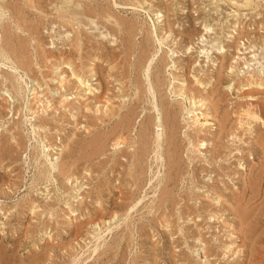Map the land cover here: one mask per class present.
<instances>
[{
	"label": "rangeland",
	"instance_id": "rangeland-1",
	"mask_svg": "<svg viewBox=\"0 0 264 264\" xmlns=\"http://www.w3.org/2000/svg\"><path fill=\"white\" fill-rule=\"evenodd\" d=\"M126 1H127V3H126ZM129 1H131L132 3ZM129 1L128 0H76V1L75 0H65V1L64 0H41L39 2V0H32L29 2L28 0H0V57L5 55V57L7 58V59L5 57L0 58V88H2V90L5 91L6 94L9 95L10 109H12V106L15 105L13 107V109H15V110H13V109L10 110L9 108H4L2 115L0 116L1 122L3 123V126H0V167H1L0 168V208L2 209V210L0 209L1 210L0 211V221H1L0 222V260L2 259L0 261V264H7V263L8 264H73L72 261H74V260H72V259L77 254H78L77 255L78 260H76V262L78 261L80 264H199V263L204 264V262L200 258V256H196L197 252L195 251V249L197 247H199V245H201V247H199L201 250L203 248L202 245L205 244L208 247L210 245L209 249L212 248V251H214V253L212 255H210V257H208V259L210 261H213L214 259H216V255H217V254L216 255H214V254L218 253V252H215V250L217 251V249H214L211 246V244H213V246H214L221 241L226 242L227 240H226V238H224V236L226 237L225 232L227 231V228L230 229L229 227H226V224H227V226L229 224H233V225L237 224L235 222V220L232 219L234 217V215L229 211V206H227L228 204H230L229 203L230 199H229V196L226 194H227V191H229L230 194L234 193L235 190L238 193L241 192V190L243 188L244 181L245 180L247 181V178L249 175V169L251 166L256 164L255 165L256 166L255 172L257 171L258 166H259L258 162H260V160H261L260 158L262 155V147L263 146L262 147L259 146L256 142L257 141L256 139L259 135L264 134V126L256 125L258 122L257 123L255 122L256 124L254 122H252L253 124L251 123L252 124L251 127L258 129V130H256V132L261 131L262 134H260L258 132L257 133L259 135L256 132H252L251 134L246 133V130L248 129V127H247V125L244 126L245 123H243V126H241V128L237 124L235 126V123L238 122V120L236 119L237 115L233 112L235 109L234 108L232 109V107H235L236 105H234V104H236V103L237 104L241 103V104H243V106L241 107L240 111H242L243 109L247 108V106H246L247 103L248 104L251 103V104H253V106L250 105L251 108L250 107L249 108L254 109L257 112H259L261 110L262 115H263V116L262 115L261 116L264 118V112H263L264 111V108H263L264 107L263 106L264 105V100H263L264 99V93H263L264 89H263V87L252 85L251 87L253 89L255 88L257 91L263 90V92L260 91L261 93H259V94L256 93L257 95L255 93H253L254 96L252 98H250V100H249V97H242V98L236 97V95H235V93H236L235 78H234L233 74L228 72V70H229V64L232 61L233 56H237L236 46H238L237 48H239V47L242 48L243 46H245L242 49H240L241 52L243 53V54H241V56L242 57L243 56L248 57L250 54V53L248 54V51L250 50L249 46L253 45L255 43L254 48H256L257 45L262 43V40L264 38L263 37L264 36V31H263V29H264V0H257V1L253 0L254 1L253 6H255L257 4L256 2H258V4H257L258 7H256L257 9L254 8V11L251 9H250L251 11L250 10H237L236 9L234 14L233 13L229 14V12H231L234 9L231 8V5L228 2H225L223 4H213L212 5L211 0H207V1L206 0L205 1H203V0H182L181 2H180V0H176V1L171 0V2H170V0H167V1L166 0H159V1L158 0H144L145 3L143 5H138L143 0H141V1L140 0L139 1L129 0ZM168 1L171 3V6H170V3ZM186 1H188V2H186ZM193 1H194V3H193ZM200 1H203V2H200ZM33 2H35V3L32 4ZM199 2L201 3L200 5H199ZM204 2L205 3L208 2V4L204 5ZM159 3H161V4H159ZM162 3L165 5H166V3H168L169 5L167 4V6H166L167 8H166L165 5H163ZM178 3H180L181 6ZM41 4H42V7L39 6ZM62 4H64V5H62ZM71 4H72V6H71ZM75 4L78 6L76 7ZM136 4L139 7L140 6H142V7L139 8V7L135 6L137 9L136 8L133 9V6ZM150 4H151V7H149ZM157 5H158V7H157ZM215 5L216 6L218 5L217 7H219L221 5V7L216 8ZM182 6H184L186 9L184 8L185 10L184 9L179 10V8H182ZM213 6H214V8H213ZM53 7H54V9L52 10L51 8H53ZM55 7L57 10L55 9ZM170 7L172 8V10ZM84 8H87L86 10H88L89 12H87ZM149 8L151 9V11L152 10L153 11L151 12ZM64 9H67V12L72 11L73 13L63 14V16H62L60 14L61 12L59 13V11L64 10ZM76 9H78V10H76ZM164 9H166V10L168 9V11L169 10L170 11L168 12ZM177 9H178V11H177ZM101 10H103V11H101ZM57 11H58V14H57ZM106 11L110 14L109 16L106 15L107 14ZM156 11H159V12L162 11L161 13L164 14L163 17L167 16L166 17L167 19L164 18V20L166 22L163 21L160 24H157L156 20L154 22L152 21L155 19V17H154V19H151V17L154 16V13ZM102 12H104V13H102ZM170 12H171V14H170ZM257 12H259V13H257ZM50 13H51V15H50ZM53 13H56V14H53ZM79 13L81 15L83 14L85 16H83V15L81 16ZM165 13H167V14H165ZM70 14L73 16V19H71L72 16ZM190 14H192V15H190ZM235 14H239V15H236V17H235ZM245 14H246V16H245ZM198 15L199 16L201 15L200 16L201 18ZM225 15H227L226 16L227 19H226ZM60 16L63 18L64 21L62 20V18ZM89 16L94 18L93 20L97 22L98 31H99V29H102V28H103L102 29L103 31H104V29L105 30L107 29V31H104V33L106 32L109 34L108 36H106L107 37V38H105L106 40L101 39L98 34L96 36H94L96 34V32L98 33V31H96V30L91 31V30H89V28H87L88 26H86V22H87L86 18H90ZM104 16H105V18H104ZM173 16H175V18ZM202 16H204V17H202ZM64 17H66V18L69 17L70 19L69 18L64 19ZM191 17H192V19H196V20H191ZM252 17H254V18H252ZM111 18L115 19V21L117 22L118 25L116 24V22L114 23ZM117 18H118V20H117ZM119 18L120 19L122 18V19L120 20ZM124 18L128 19L130 22H128V20L125 21L126 19H124ZM199 18H200V20H198ZM207 18L209 19V22L207 21L208 20ZM235 18H237L238 21L235 22ZM110 19L112 21H110ZM67 20H71V21L75 20L76 22L72 21V23H71V21L69 22ZM77 20H78V22H77ZM215 20H216V22H215ZM50 21H52V22H50ZM119 21H121V22L119 23ZM193 21H194V23H192ZM205 21L207 24L209 23L212 26L211 30H210V33H211L210 36L207 34L206 37H207L208 41H211V40L217 38V40L215 39L216 40L215 42L223 41L222 40L223 38H221V36H222L221 30L222 29H225V28L227 29V27L229 25H232L234 23H236V25H237L240 22L239 27H238L239 28L238 31L241 30L240 32H242L243 34L239 33V35H235L236 39L235 38L228 39V40H231L229 42H228V40L223 41L224 42L223 43L224 48H226L227 46H228V48L225 49V53H224L225 55L222 57V59H221L220 55H217L214 53L211 54V56L209 57L210 59L202 57L198 54L199 48H201L203 46L205 47V45H206V41H204V43H199L200 38L198 37L199 33H202V34H203V32L205 33V31L203 30V25H204ZM212 21L215 23H213ZM103 22H104V24H103ZM134 22H135L136 26L134 25ZM15 23H16V25H15ZM60 23H62V24L60 25ZM74 23L77 25L79 24V25L78 26L77 25H75V26L70 25V24H74ZM121 23H123V24H121ZM164 23H166V24H164ZM222 23L223 24L226 23V24L222 25ZM250 23H252V24L250 25ZM55 24H57V25H55ZM63 24L66 25L65 29H68L67 31L64 29ZM167 24H170L173 31H175V32L181 31L180 32L181 34L183 32V34H182L183 36L177 35V38H175L176 36L173 33L174 35H171L168 37V39L161 41V44H159V46H158L157 40H158V38H160L159 34L163 35V33L165 32V29L167 28ZM129 25H131V26L129 27ZM21 26L22 27L24 26V28H26V29L22 28ZM51 26L53 28L55 26H58L57 27L58 29L55 27L54 29H57V30H54ZM61 26H62L63 31L60 29ZM70 26H71V28H72V26L74 28L76 27L75 30L71 29ZM104 26H107V27L105 28ZM45 27H47V28H45ZM261 27H263V28H261ZM154 28H156L157 30ZM46 29L48 30V32ZM78 29H80L81 31ZM126 29L128 31H126ZM194 29H196V30H194ZM102 30H100V31H102ZM110 30L113 33H111ZM76 31L77 32L79 31L80 35H78L79 33H77ZM129 32L131 33V35ZM185 32H186V34L191 32L190 33L191 36L189 39L186 37L187 35L184 34ZM70 33H71V35H70ZM214 33L216 36L213 35ZM244 33H248V35H245ZM60 34H62L63 36ZM67 34L71 37L69 38V36ZM72 34H74V35L72 36ZM262 34H263V36H262ZM52 35H53V37H52ZM77 35H78V37H77ZM217 35L220 37H217ZM50 36H51V39H50ZM208 36H209V38H208ZM66 37H68V38H66ZM75 37L77 39L80 38V39H78L79 41L77 39H75L76 40L75 41L74 40ZM54 38L57 39V42L52 41V40L56 41ZM71 38H73V40ZM173 38H175V39H173ZM63 39H64V41H63ZM69 39L72 40L73 42L70 41ZM184 39H186L187 42ZM253 39L256 41H254ZM66 40H67V42H65ZM175 40H176V42L178 41V43H176ZM190 40L193 43L188 42ZM239 40H241V41H239ZM250 40L253 42V44ZM61 41H63V42H61ZM236 41L238 43H236ZM70 42H72V43H70ZM75 42H76V44H75ZM77 42H81V43H77ZM51 43H53L54 45L52 46ZM186 43L188 44V46ZM201 44L203 46H201ZM79 46H81V47L79 48ZM189 46L192 47L190 51H189V49H187ZM15 47L17 48V51H16ZM19 47H21L22 51L20 50ZM61 47H62V49H61ZM84 47H85V49H84ZM49 48H52V49H49ZM244 48H246V49L244 50ZM43 49H45V50H43ZM48 49H49V52H48ZM53 49H54V52H53ZM66 49H69V50H66ZM76 49H78V51ZM169 49L176 52V54L177 53L179 54V55L177 54V57H175L173 59L174 61L177 59V61H175L177 66L179 65L181 67L183 65V69L186 68L187 71H188V69H190L189 70L190 74H191V75L189 74V76H191L190 78L193 79L192 74L193 75L197 74V77L200 78L201 80H204V83L206 84L204 92L205 93L208 92L207 95L209 94L208 96L210 97L209 98L210 103L208 100V104H210V105L207 106V109H205L204 111L202 110L203 114H200V112H198L199 114L196 115L199 117L200 121H203L204 120L203 118H206V117H207L206 119H209V122L205 125L206 127L205 126L200 127L197 125L193 127L191 124H190L191 126H189V124L186 125V123L184 121H182V117H181L182 112H181V109L179 108V105L177 103L172 102V101H175L172 94L169 91V88H170L169 82L172 81V80H170L169 73L172 71L168 72V70H167V68H168L167 65L171 64L170 58L168 57V55L170 54ZM176 49H177V51H176ZM13 50H15L16 52ZM197 50H198V52H197ZM76 51L79 53H77ZM228 51H229V53H228ZM22 52L25 55L22 56ZM45 52H47V53H45ZM55 52H56V54H55ZM180 52H182V53H180ZM39 53H41L44 57L42 55H40ZM44 53H45L46 57L50 56L48 58H50L51 60H53L54 58L57 59L59 57V55H61V57H65L66 59H71V58L73 59L76 55L73 62H75L74 64L77 65L79 70H80V64L87 66L89 61L92 60V62H94V64H95L96 71H97L96 77L99 80V82H101V86H103L100 88L101 92L105 93V94H103L105 97L109 94L108 96L110 97V100L111 99L113 100V101L112 100L110 101L112 105L111 106L109 105V109L107 110L108 114H106L104 112L105 107L103 108V106H100L101 109H99L100 111L97 112L96 109L98 108V104H96L94 101H92L93 100L92 94L89 95V97H91L92 100L89 98L88 100L84 101L82 99H84L85 97L81 98L82 97V95L80 94L81 92H79V94H78V90H76L75 88L74 89L71 88L72 85H70V87L68 85H65L64 87L62 86V88L59 89V91L61 92V94L62 93H68L69 100L65 103V104H67V107L64 106V107L59 108V109L55 108L56 110L51 108V111L50 110L48 111V113H49L48 116H45L44 112H43L44 115L41 114L42 113L41 111L38 112L39 115L37 113H35L36 116L35 115L29 116L27 114V111L25 108V106L27 104V89L25 91L22 89L23 87H21L22 86L21 82L24 84V88H25L26 84H28V85L30 84V77L32 78V76H34V79L35 80L39 79L38 80L39 83H42V86H44V84H46V83H48V85L51 84L48 81L50 78L56 79L58 77L57 75H54L53 70H52L53 67L56 66V64L52 66V61L46 62ZM6 54H7V56H6ZM38 54H39V57H38ZM62 54H64V55H62ZM69 54L70 55L74 54V55L73 56L71 55L72 56L71 57ZM110 55L111 56L113 55L116 58L115 62H117L119 65L117 69H114V70L112 69V71L118 75H115L113 72H111V70H109L110 66L115 63V62H113V63H111V65L109 64L110 58H114L113 56L111 57ZM19 56H21V57H19ZM80 56H84V57H80ZM8 57H9V59H8ZM15 57H17V58H15ZM77 57L83 62H81L79 59H76ZM94 57H95V59H93ZM19 58H21V59H19ZM23 58L25 60H23ZM102 58H104V59H102ZM120 58H122V59H120ZM1 59H4V60H1ZM83 59H85V60H83ZM36 60H41L44 64L41 61H36ZM95 60H98V61H95ZM101 60H103V61H101ZM149 60L151 62H149ZM199 60H200V62H199ZM30 61H31V63H29ZM181 61H182V63H181ZM201 61H204V63ZM212 61H214V63L216 61L215 65H212ZM60 62H61V60H60ZM125 62H126V65H125ZM141 62H142V64H140ZM143 62H144V64H143ZM186 62H188V63H186ZM241 62L242 61H240V63ZM25 63H27V64L29 63L28 64L29 66ZM163 63L166 64L165 65L166 68H165ZM23 64H25V67ZM96 64H98L99 66H97ZM187 64H189V65L186 66ZM120 65L122 67L127 66L126 68H124L126 71H124V69L119 68ZM222 65H224V66H222ZM58 66H60L59 70L62 72L61 73L62 75L64 73L65 76H67V75L69 76V74H70L69 70L70 69L65 68V66L62 64H60ZM193 66L196 68V69L194 68V70H196L195 72L192 69ZM147 67H148V69H147ZM99 68H101V69L99 70ZM48 69H50V70H48ZM118 69H120V70H118ZM218 69H220V73H219ZM127 71H128V73H127ZM45 72H48L47 74L50 77L49 76L47 77ZM122 72H124V73L126 72V73L122 74ZM202 73H203V75H202ZM35 74H37V75H35ZM42 74H45V76H43ZM98 74L100 77L98 76ZM155 74H158V75H155ZM180 74L181 73H178L177 75H180ZM218 74H219V76H218ZM41 75H42V78H44V79L41 78ZM109 75H112V77H114V78L116 77V81H114V79ZM121 75L122 76L126 75V77H127V78H124V80H123L125 83H127L125 86V89H124V90H127V93H124V95H126V96H120L121 99H119L120 97L117 95L118 94L120 95L121 92H120V90L117 91L116 88L119 86L117 79H119V77L121 78ZM145 75H148V79L150 80L151 83H153L152 84L153 88L151 86V89L154 92V97H155L154 99L152 97H150L151 94H149L147 92L146 88H148V87H147V80L145 79V77H146ZM204 75H207V76L204 77ZM208 75H209L210 79H209ZM220 75H221V77H220ZM15 76L18 77L19 80L21 81L18 89H17V87L14 88L12 86L15 84V79H14ZM39 76H40V78H39ZM101 76H103V77H101ZM232 76L234 78L233 81L231 79ZM10 77H11V79H10ZM45 77H46V79H45ZM108 77H111V78H108ZM156 77H157L156 80H159V81L155 80ZM202 77H203V79H202ZM67 78L68 77H66V79ZM101 78H102V81H101ZM213 78H214V81H213ZM34 79H33V81H34L33 84L36 85V83H35L36 81ZM179 79H180L179 81L181 82L182 78L180 77ZM218 79H220V81ZM11 80H12V82H11ZM45 80L47 81L46 83H45ZM106 80H107V82H106ZM108 80H109V82H108ZM161 80L163 82H161ZM217 81H219V82H217ZM157 82H159V83H157ZM206 82H208L209 84ZM183 83H185V81ZM230 83L234 84L232 86L231 91H229V89L227 87V85ZM91 84H92V87H98L95 81H92ZM102 84H105V85H102ZM162 84H164V85L162 86ZM216 84L220 85V86H216ZM16 85H14V86H16ZM113 85H115L116 87L114 88ZM36 86H38V84ZM45 86H44L45 89L43 91H41V89H43V88L38 87L39 95L40 94L43 95L45 93V91H47L46 90L47 88ZM104 86H105V88H104ZM157 86H159V87H157ZM141 87L143 88V90L141 89ZM64 88H65L66 92H63ZM214 88L215 89L217 88V89L215 90L214 94L211 95V91H212L211 89H214ZM257 88H259V89H257ZM75 90H76V92H74ZM112 90H114V91H112ZM18 91L21 95H19ZM40 92H43V94ZM139 92H142V94ZM74 93H76V94H74ZM225 93H227V94H225ZM140 96H142L141 97L142 99L140 98ZM163 96H164V98L166 97L165 100H164ZM116 97H117V99H115ZM44 98H45V94H44ZM122 98H124L123 102H122ZM213 98H215L216 100ZM220 99H221V101H220ZM256 99H258V101ZM70 100H71V102H69ZM117 100H120V101H117ZM218 100H219V102H218ZM226 100H228V102ZM241 100H242V102H241ZM161 101H163V102H161ZM34 102L35 101H33V100L31 101L32 104ZM86 102H87V104H86ZM165 102H167V103H165ZM213 102H214V104H215V102L219 103L218 104L219 106L221 105V103H223L222 104L223 106L221 105L220 106L221 108L218 106V109H217V113L218 112L219 113L218 114L216 113V114L219 117L221 115H223L225 112H229V114L232 112L230 115H228V113H227V119H228L227 127L230 125L231 127L229 126L228 128H231L235 132V134L240 133L237 135H239V137L241 136V138H240L241 140L237 139L238 140V142H237L236 139L232 140L231 136L226 137L225 135H222V137L219 138L221 140L216 139V137L218 136L217 131H219V128H218V124L216 122H214L215 120H213V117L211 115L212 113L214 115V111H211L212 110L211 107H212ZM83 103L85 105H81ZM94 103H95V105H94ZM117 103H119V104H117ZM170 103H173V104H170ZM71 104L73 106H71ZM121 104H122V107H120V108H122V109H120L118 106H116V105L121 106ZM134 104H136V105H134ZM170 105H172V107H173V105H175V106L172 108L173 109L172 111H169L168 114L170 115V117H171V114H173V116H174V114H176L175 116L178 117L176 120L175 116H174V119H175L174 123L176 125H173V126L176 129L173 127L175 129V130L172 129L173 132H171L172 130H170L169 122L166 119L167 117L164 116L167 114V111H166V110H168L167 106H170ZM16 107L20 110L16 111V109H17ZM34 107L36 108L37 104H35ZM88 107H89V109H88ZM111 107H112V109H111ZM132 107L133 108L136 107V108L133 109ZM209 107L211 109H209ZM253 107H255V108H253ZM84 108H85V110H84ZM229 108H231L232 111L229 110ZM257 108H258V110H257ZM69 109H70V111H69ZM86 109H87V111H86ZM110 109H111V112H109ZM208 109H209V111H206ZM52 110H54V111H52ZM173 111H175V113ZM13 112H14V114H13ZM125 112H128V113H125ZM206 112H208V113L210 112V114H207ZM111 116H113V117H111ZM148 116L150 117V119ZM152 116L156 117V118H158V117L161 118L162 121L165 122L164 124L167 125V126L166 125H164V126L166 128L169 127L168 129H166L167 130L166 136H167L168 132L173 133L172 135L170 133H168V136H167L168 141H165L166 143L164 141H163L164 143L162 142V147L164 149L161 147L162 148L161 153L163 154L162 157L164 158V162H165V163L162 162V164H160L157 161H156L157 162L156 163L153 160V155H152L153 153L151 151L153 149V147H155V145H154L155 139L153 138L154 126H152L153 125V121H152L153 117ZM202 116H203V118H202ZM1 117H3V118H1ZM120 118L123 119V123H122V120ZM119 119L121 122L119 121ZM126 119H128V120H126ZM40 120H42V121L40 122ZM43 120H44V122L46 120V123H44ZM30 121L32 122V124L35 123L36 124V125L34 124L35 126H37V124H39V123H40L39 125H41V123H42L43 124V126H41L42 129L40 127H37V128H35V131H33L32 127L29 125ZM126 121H129V123ZM146 121H149V122H146ZM231 121H232V124L235 126L234 129H233L234 126L231 124ZM144 122H146L145 125H142V124H144ZM124 123H125V125H124ZM147 123H148V126H147ZM140 125L143 126L142 129L146 128V131L148 130V132L146 133L145 130L143 129L142 136H141V133H139V131L142 130ZM115 126H117V127H115ZM124 126H125V128H123ZM127 126L129 128V130H128ZM213 126H215V127H213ZM15 127L18 129L14 130ZM114 127H115V129H113L114 133L112 131H111L112 132L111 133L110 130H112V128H114ZM186 127H188V128H186ZM242 127H244V129H242ZM116 128H117V130H116ZM126 128H127V130L124 131V129H126ZM209 128H211V129H209ZM191 129L197 133V136L199 138L202 137V139H204L205 141L207 140L206 143H207L208 147L203 148L202 149L203 151L201 150L202 153L204 152L203 157H202V158H204V161H203V159H202V161H197V159H195L194 161H189L190 164H188L189 163L188 158H190V157L192 158L193 155L191 153L189 154V152L186 153L185 149H187L190 146H189V144H187L188 139L185 136H187V137L190 136L191 138L188 137L189 139L195 138L192 135V134H194V132ZM216 129H217V131H216ZM9 130H11V131H9ZM17 130H18V132H17ZM14 131L17 132L16 135L18 137V141L19 140L21 141L19 147L15 146L13 143V140H12V134ZM87 131H89V132H87ZM121 131H124L125 134H127L128 133L127 131H129V133L127 134L128 141L129 142H131L132 140L133 141L131 143H129L130 145L128 144V145L122 146L120 148H116L118 150V151H116V149L111 147L112 146L111 144L113 141V137L116 135V133H119ZM241 131H244V132L241 133ZM99 133H100V135H97ZM109 134H110V136H109ZM146 134H148V135H146ZM242 134H244V135H242ZM129 135L132 139L129 137ZM138 135H139V137H142V140L140 138H138ZM145 135H146V137H145ZM147 136H149V137H147ZM213 136H214V138H213ZM20 138H22V139H20ZM100 138L101 139L105 138V140L102 139V141H104V142H102L100 140ZM145 138L146 139L149 138L147 140L148 141L150 140V142L148 143L147 140H145ZM215 140H217V141H215ZM95 141L97 144L95 143ZM139 141L142 144H140ZM169 141H172L173 143L170 144ZM210 141H212L214 143L217 142L218 145H221L220 146V151H221L220 153H223L222 156L219 153L218 158L215 157L214 161L209 156L210 150L212 151V148H210V146H211ZM43 142L45 145L47 144V147L50 148L49 155L51 154L50 157L52 158V161H50L48 159V158H50L49 156L45 157L44 155L42 156V154H41V150H42L41 144ZM98 143H99V145H98ZM147 143H148V145L150 144L149 147H148ZM168 143H169V146L167 147L166 144L168 145ZM88 144H90V145H88ZM93 144H95V145H93ZM132 144H134L133 147H132ZM173 144L175 145L174 148H173V146H174ZM96 145H98V146L96 147ZM100 145H101V147H100ZM140 145H142L141 148L139 147ZM129 146H130V148H129ZM136 146H138L139 148ZM143 146H144V148L148 147V149L147 148H146L147 150L143 149ZM170 146H172V147H170ZM99 147L101 148V150H99L100 149ZM93 148H95L98 151H96ZM131 148H132V150L135 149V151L134 150L132 151ZM221 148L224 151H222ZM232 148L236 149L235 152H237V155H234L235 152ZM137 149L138 150L140 149L139 151H141V153L144 152L145 155H144V153L138 154L139 151H136ZM172 149L174 151H177V153H178V154L175 153L178 156V157H176V155H175V157H176L175 159L178 158L176 164L171 163L168 160L170 153H174V151H171ZM230 149L232 152L230 151ZM240 149H241V151H240ZM143 150H145V151H143ZM148 150H149V152H148ZM166 150L167 151L170 150V152H167ZM228 150L231 152L230 155H228L229 154ZM162 151H164V152H162ZM188 151H190V150H188ZM226 151H227V154H226ZM114 152H116V153H114ZM259 152H261V153H259ZM98 153H100V154H98ZM92 154H93V156H92ZM239 155L240 156L243 155L242 156L243 158L238 157ZM145 156L147 157V159ZM205 156H206V158L209 157V158H207L208 160H210V158H211L212 160H210V161L212 163L210 161H207ZM55 157L57 158V160ZM135 157H137V158H135ZM198 157H201V156H198ZM126 158H128V159H126ZM132 160H136L137 163H136V161H132ZM101 161H103V162H101ZM243 162H244V164H243ZM167 163H169V164L167 165ZM137 164H138L139 168L137 167ZM157 164H159V165H157ZM172 164H173V166H171ZM239 164H241L244 167L239 166ZM129 166H131V168ZM140 166H141V168H140ZM155 166H157V167H155ZM61 167H63V168H61ZM162 167H165V168H162ZM173 167H174V169H173ZM42 168H45L44 170H45V173H47V174L49 171V175L45 174V176H46L45 179H42V175H40L43 172ZM46 168H47V170H46ZM128 168H130L132 170H130ZM134 168H136V169L134 170ZM142 168H143V170H142ZM127 169H128V172H126ZM168 169H170L171 173L169 171H167ZM171 169L173 172L171 171ZM40 170L42 172H40ZM59 171H61V172H59ZM133 171L136 172V175ZM39 172H40V174H39ZM137 172H139L138 175H137ZM167 174H169V175H167ZM130 175L132 177H134V179L133 178L131 179ZM172 175L173 176L175 175L174 178ZM138 176H140V177H138ZM155 176H157V177H155ZM73 177H77L78 180H81L80 184H82V190H81L82 193L80 194V196L83 195L82 196L83 200L81 199L82 203L80 202V199H79L78 202H73V203H71L72 205H67V204H65L66 200L67 199H73L72 195H71L72 193H74L73 192V188H74L73 186L75 184V181L71 182V179ZM116 177H118V178H116ZM136 177H137V179L140 178L138 182H137ZM167 177H169L170 180ZM175 177H177L178 179L175 180ZM40 179H42V180H40ZM115 179H117V180H115ZM156 179H157V181H156ZM207 179H210V180H208V182H206ZM134 180H135V183H133ZM263 180H262V182H263ZM216 181H218V182L216 183ZM123 182H125V184H123ZM166 182L168 183V185ZM189 182H191V183H189ZM212 182H214V183H212ZM119 183H120V185H119ZM155 183L157 185H155ZM174 183H175V185H174ZM208 183L209 184H218L220 187H222V185H224L227 188V191L222 196L223 199L225 198L224 200L226 202L224 201L223 205L221 206V209H220L221 212H219L220 210L216 212L217 216L214 219V222L210 223V225H212L214 228L212 226H209L208 223L205 222L206 220H204V217H203L204 213L202 214L201 217H202L203 222L200 221L197 224V226L199 228H201L203 231V232L201 231L203 234H202V239L200 238L201 239V242H200V241L196 240V235L194 236L193 233H191V232H193L192 230L195 231V226L190 224L194 227L193 228L192 226L185 224L184 222H181V221L183 219H186V218H184L185 214L186 215L189 214L190 217L195 215V213H192L194 211L193 207L195 205L201 206L202 203H204L202 205H205V203H206V205L209 204V202L211 200V196L209 198V197H207L206 194L210 195V191H209V193H208V191H207V193L205 192L204 193L205 195L200 194L201 191H204L206 189V186H210ZM12 184H14V185H12ZM171 184H173V186ZM10 185H12V186H10ZM138 185L140 186L139 187L140 189L138 188L139 190L138 189L134 190V188H137ZM142 187H143V189H142ZM124 188H126V189L124 190ZM153 188H156V189H153ZM38 189L40 191H43L42 197H41V195H39L38 192H40V191H37ZM46 189H48V190L46 191ZM121 190H122V192H121ZM165 190H171L169 195H167V196H166V194L163 195L164 194L163 192ZM135 192H137V193H135ZM119 193H123V194L120 195ZM224 195H225V197H224ZM135 197L137 198V202H136ZM204 197H206V198H204ZM117 198L119 200H117ZM120 198H122V199H120ZM131 198H132V201H131ZM138 199L139 200L141 199L140 203H139ZM153 199L156 201H154ZM75 200L76 199H74V201ZM152 200H153V202H151ZM26 201H27V203H25ZM30 201L31 202L36 201L37 203L36 202L35 203L38 206L41 205V206H39L40 208L39 207L36 208L37 212H35V213H37V214L34 213L35 215L29 209L30 205L28 202H30ZM96 201H97V203H96ZM116 201H117V203H116ZM134 201L136 202V206L132 211H129V214H127L128 211H126L127 213H125V210H124L125 208L122 210L120 209V207L122 208V206L125 207V206H128V204H131V203L133 204ZM152 203L155 205L154 208H153ZM159 203H161V204L158 205ZM150 205H152V206H150ZM68 206H70L72 209H74L76 211V213L74 211L75 215H71V213H68L69 212ZM144 206L147 208H145ZM148 206H150V208ZM158 206H160L159 210L157 208ZM209 206L211 207V205H209ZM63 207H66V208H63ZM117 207H119V208H117ZM26 208H28V209H26ZM44 208H45V210H44ZM162 208H165L164 209L165 212H163L164 210ZM187 208H190L191 210L187 211ZM52 209L53 210L55 209V210L53 211ZM65 209H66L67 213L65 212ZM110 209H112V210H110ZM148 209H151V210H149L150 212L146 211ZM214 209H212V211ZM224 209H225V211L223 212ZM115 210H116V212H114ZM62 211H64V212H62ZM169 211L171 212V214H172L171 216L173 217L172 218L170 216L171 220L169 219L170 221H172L171 227H169V229H167L168 227L161 228L160 225H158L159 219L161 216L160 214H164V213H167ZM177 211H178V213H177ZM41 212H44L46 217ZM47 212H48V214H47ZM118 212H120V213H118ZM246 212H247V215L245 213V218H247L248 214H249L248 213L249 211H246ZM39 213H41L42 215L40 216ZM115 213H117L116 216H118V218L114 221L115 224L111 223V225H109L110 227L104 226L101 218L108 219L110 216H113ZM2 214H4V215H2ZM6 214H8V215H6ZM52 214H53V217H52ZM5 215H6V217H8V219H6ZM67 215H69V216H67ZM182 215H183V219H181V220L179 219V221H178V217L182 216ZM65 216H66V218H65ZM101 216H105V217H101ZM219 216H221V217L219 218ZM70 217H72V219ZM95 217H96V219H95ZM193 219H197V218H193ZM41 220H42V223H41ZM224 220H225V223H224ZM72 221H73V223H71ZM90 221H92V223L93 222L97 223L99 221L100 229H97V228H94V230L92 228L90 229L89 224H88ZM85 222H87V224ZM218 223L222 226H223V224H221V223H224V226L220 227V225ZM181 224H183V225L181 226ZM67 225H69V226H67ZM187 225L190 227V228H188V230H187ZM206 225H208V226H206ZM178 226L179 227L181 226V228L183 227L182 231L179 230ZM184 226L186 228H184ZM207 227H209V228H207ZM237 227H238V224L236 225V228ZM104 228L106 230H104ZM218 228H219V230L216 231V229H218ZM223 228H225V229H223ZM44 229H46V231H45L46 237H44V235H43V237L39 238V235H40L39 230L44 231ZM35 230L36 231L38 230V231L36 232ZM92 230L94 232L95 231L96 232L93 233ZM208 231H210V232H208ZM97 232L101 233L100 234L101 236L97 240L88 236V234L92 233L91 235H93V234H96ZM212 234H215L216 239H214L215 237ZM35 236H38V237H35ZM191 236H193V238ZM211 236H213V237H211ZM36 238H38L37 241H36ZM212 238H213V240H216V241L212 242L213 241ZM193 239L195 240V243H194ZM33 241H34V243H33ZM196 241L198 244L196 243ZM206 242L208 244H206ZM246 242H250V241H246ZM250 243H247L246 248H245L246 250L242 251V252L239 251L237 253V250L235 252V251H233L235 249L230 248V251H233V254H235L236 256L233 254L229 255L230 259H229V257H228V259L224 258L223 259L224 261H223V260H221V257H222V255H221L220 259L217 258L215 260L216 262L213 261L214 263H212V264H223V263L226 264V262H227V264H246V261H248V258L250 257V248H251ZM93 248H96V249H94L95 251L92 252L91 249H93ZM200 249H199V251H200ZM246 251H248V252H246ZM210 253L211 252H209L208 255ZM241 253H243V254H241ZM218 259H219V261H218ZM235 259H239V260H235ZM199 260H201V261H199ZM220 260H221V263H220ZM225 260H226V262H225ZM234 261L237 263H234ZM208 264H211V263L209 262Z\"/></svg>",
	"mask_w": 264,
	"mask_h": 264
},
{
	"label": "bare ground",
	"instance_id": "bare-ground-1",
	"mask_svg": "<svg viewBox=\"0 0 264 264\" xmlns=\"http://www.w3.org/2000/svg\"><path fill=\"white\" fill-rule=\"evenodd\" d=\"M29 2L30 1H32V0H28ZM41 0H39V2H40ZM65 1V0H64ZM76 1V0H75ZM129 1V0H128ZM133 1V0H132ZM137 1H139V0H137ZM141 1V0H140ZM159 1V0H158ZM167 1V0H166ZM176 1V0H175ZM182 0H180V2H181ZM203 1H205V0H203ZM203 1H200V2H203ZM207 1V0H206ZM212 1V5L213 4H223V3H225V2H228L230 5H231V8L232 9H234V10H232L231 12H229V14L230 13H233L234 14V12H235V10L237 9V10H253L254 11V8H256V7H258V2H256L255 4V6H253L254 5V1L253 0H211ZM255 1H257V0H255ZM61 2V1H60ZM69 2V1H68ZM129 2H131V1H129ZM136 2V1H135ZM148 2V1H147ZM162 2V1H161ZM169 2V1H168ZM170 2H171V0H170ZM169 2V3H170ZM184 2V1H183ZM186 2H188V1H186ZM199 2V5L201 4ZM35 2H33L32 4H34ZM63 3V2H62ZM70 3V2H69ZM126 3H127V1H126ZM132 3V2H131ZM145 3V1L143 0V1H141L138 5H143ZM193 3H194V1H193ZM197 3V2H196ZM26 4V3H25ZM59 4V3H58ZM77 4V3H76ZM75 4V5H76ZM135 4V3H134ZM159 4H161V3H159ZM163 4V3H162ZM167 4L168 3H166V5L165 4H163V5H165V7L167 6ZM174 4V3H173ZM180 6H181V4L180 3H178ZM206 4H208V2L207 3H205L204 2V5H206ZM37 5V4H36ZM62 5H64V4H62ZM66 5V4H65ZM137 4L136 5H132L133 6V9H135L136 7L135 6H137V7H139ZM146 5V4H145ZM169 5V4H168ZM184 5V4H183ZM187 5V4H186ZM195 5V4H194ZM226 5V4H225ZM32 6V5H31ZM35 6V5H34ZM39 6H41L42 7V4L41 5H39ZM44 6V5H43ZM54 6V5H53ZM71 6H72V4H71ZM74 6V5H73ZM78 5H76V7H77ZM149 6V5H148ZM170 6H171V3H170ZM179 6V7H180ZM189 6V5H188ZM191 6V5H190ZM197 6V5H196ZM216 6V5H215ZM218 6V5H217ZM216 6V8H220L221 7V5L219 6V7H217ZM65 7V6H64ZM140 7H142V6H140ZM139 7V8H140ZM149 7H151V4H150V6ZM157 7H158V5H157ZM156 7V8H157ZM160 7V6H159ZM174 7V6H173ZM187 7V6H186ZM201 7V6H200ZM211 7V6H210ZM252 7V8H251ZM15 8V7H14ZM23 8V7H22ZM35 8V7H34ZM39 8V7H38ZM145 8V7H144ZM155 8V9H156ZM167 8V7H166ZM171 8V7H170ZM185 7L184 6H182V8H179V10L181 9V10H183ZM192 8V7H191ZM213 8H214V6H213ZM45 9V8H44ZM52 10L54 9V7L53 8H51ZM55 9H56V7H55ZM85 10L87 9V8H84ZM137 9V8H136ZM143 9V8H142ZM146 9V8H145ZM150 9V8H149ZM158 9V8H157ZM162 9V8H161ZM169 9V8H168ZM168 9L166 10V9H164V10H166V11H168ZM186 9V8H185ZM184 9V10H185ZM189 9V8H188ZM198 9V8H197ZM202 9V8H201ZM222 9V8H221ZM227 9V8H226ZM257 9V8H256ZM255 9V10H256ZM2 10V9H1ZM37 10V9H36ZM57 10V9H56ZM55 10V11H56ZM76 10H78V9H76ZM171 10H172V8H171ZM250 10V11H251ZM82 11V10H81ZM84 11V10H83ZM87 12H89L88 10H86ZM101 11H103V10H101ZM147 11V10H146ZM150 11H151V9H150ZM153 11V10H152ZM151 11V12H152ZM170 11V10H169ZM168 11V12H169ZM177 11H178V9H177ZM194 11V10H193ZM2 12V11H1ZM43 12V11H42ZM61 12V13H60ZM105 12V11H104ZM104 12H102V13H104ZM107 12V11H106ZM162 12V11H161ZM161 12H159V11H156L155 13H154V16L153 17H151V19H154V17H155V19L154 20H152L153 22L156 20L157 21V24H160L161 22H163V21H165L164 20V18L165 19H167L166 17L167 16H165V17H163V15L164 14H162ZM173 12V11H172ZM192 12V11H191ZM217 12V11H216ZM228 12V11H227ZM237 12V11H236ZM21 13V12H20ZM59 13L63 16V14H67V13H73L72 11L70 12H67V9H64V10H61V11H59ZM75 13V12H74ZM100 13V12H99ZM197 13V12H196ZM257 13H259V12H257ZM53 14H56V13H53ZM57 14H58V11H57ZM80 14V13H79ZM92 14V13H91ZM106 14V13H105ZM149 14V13H148ZM165 14H167V13H165ZM170 14H171V12H170ZM169 14V15H170ZM188 14V13H187ZM203 14V13H202ZM250 14V13H249ZM252 14V13H251ZM256 14V13H255ZM254 14V15H255ZM50 15H51V13H50ZM71 15V14H70ZM81 15V14H80ZM83 15V14H82ZM81 15V16H82ZM107 16H109L110 14L107 12V14H106ZM190 15H192V14H190ZM206 15V14H205ZM236 15H239V14H235V17H236ZM248 15V14H247ZM257 15V14H256ZM72 16V15H71ZM80 16V17H81ZM83 16H85V15H83ZM93 16V15H92ZM171 16V15H170ZM177 16V15H176ZM183 16V15H182ZM199 16V15H198ZM201 16V15H200ZM199 16V17H200ZM227 15H225V17H226ZM241 16V15H240ZM245 16H246V14H245ZM244 16V17H245ZM249 16V15H248ZM54 17V16H53ZM58 17V16H57ZM61 17V16H60ZM79 17V16H78ZM90 17V16H89ZM174 18H175V16H173ZM172 17V18H173ZM190 17V16H189ZM195 17V16H194ZM202 17H204V16H202ZM232 17V16H231ZM239 17V16H238ZM255 17V16H254ZM254 17H252V18H254ZM59 18V17H58ZM62 18V17H61ZM66 17H64V19H65ZM69 17H67L66 19H68ZM76 18V17H75ZM74 18V19H75ZM92 17H90V18H86V20H87V22H86V26H88L87 28H89V30H96V31H98V24H97V22L96 21H94L93 19L94 18H92ZM104 18H105V16H104ZM109 18V17H108ZM114 18V17H113ZM173 18V19H174ZM201 18V17H200ZM200 18L198 19V20H200ZM70 19V18H69ZM71 19H73V16H72V18ZM112 19V18H111ZM110 19V21H112L113 20V22L115 23L116 21H115V19H112L111 20ZM120 19V18H119ZM122 19V18H121ZM120 19V20H121ZM124 19H126V18H124ZM150 19V20H151ZM208 19V18H207ZM226 19H227V17H226ZM57 20V19H56ZM61 20V19H60ZM62 20H63V18H62ZM85 20V19H84ZM96 20V19H95ZM105 20V19H104ZM117 20H118V18H117ZM128 19H126L125 21H127ZM191 20H196V19H192V17H191ZM197 20V21H198ZM211 20V19H210ZM54 21V20H53ZM64 21V20H63ZM67 21H71V20H67ZM73 21V20H72ZM72 21H71V23H72ZM98 21V20H97ZM132 21V20H131ZM208 22H209V19L207 20ZM236 21H238V19L237 18H235V22ZM50 22H52V21H50ZM73 22H76L75 20L73 21ZM77 22H78V20H77ZM107 22V21H106ZM121 21H119V23H120ZM128 22H130L129 20H128ZM152 22V23H153ZM166 22V21H165ZM202 22V21H201ZM213 22V21H212ZM211 22V23H212ZM215 22H216V20H215ZM215 22H213V23H215ZM59 23V22H58ZM57 23V24H58ZM124 23V22H123ZM123 23H121V24H123ZM168 23V22H167ZM192 23H194V21L192 22ZM57 24H55V25H57ZM62 23H60V25H61ZM103 24H104V22H103ZM116 24H117V22H116ZM120 24V25H121ZM132 24V23H131ZM164 24H166V23H164ZM202 24V23H201ZM221 24V23H220ZM226 23H222V25H225ZM239 24H240V22L236 25V23H234V24H232V25H229L228 27H227V29L225 28V29H222L221 30V34H222V36H221V38H223L222 40L224 41V40H228V39H231V38H235L236 39V37H235V35H239V33H242V32H240V31H238L239 30ZM252 23H250V25H251ZM263 24V23H262ZM15 25H16V23H15ZM28 25V24H27ZM64 25V24H63ZM62 25V26H63ZM70 25H77V24H70ZM79 25V24H78ZM77 25V26H78ZM84 25V24H83ZM118 25V24H117ZM134 25L136 26V24H135V22H134ZM133 25V26H134ZM216 25V24H215ZM18 26V25H17ZM54 26V25H53ZM62 26H61V30H62ZM66 25H64V29L66 28L65 27ZM69 26V25H68ZM103 26V25H102ZM131 25H129V27H130ZM154 26V25H153ZM156 26V25H155ZM158 26V25H157ZM163 26V25H162ZM166 26V25H165ZM174 26V25H173ZM202 26V25H201ZM214 26V25H213ZM259 26V25H258ZM263 26V25H262ZM22 27V26H21ZM52 27V26H51ZM56 28L58 27V26H55ZM54 27V28H55ZM82 27V26H81ZM84 27V26H83ZM105 28L107 27V26H104ZM115 27V26H114ZM128 27V28H129ZM193 27V26H192ZM211 24H207L206 23V21H205V23H204V25H203V30L205 31V33L203 32V34L202 33H199V38H200V42L199 43H204V41H206V45H205V47L201 44V46H203V47H201V48H199V52H198V50H197V52H198V54L200 55V56H202V57H205V58H209L210 56H211V54H217V55H220L221 56V59H222V57L225 55L224 53H225V49L226 48H228V46L226 47V48H224V45H223V41H218V42H215L216 40H217V38H215V39H213V40H211V41H208V39H207V37H206V35L208 34L209 36H210V30H211ZM225 27V26H224ZM22 28H24V26L22 27ZM21 28V29H22ZM45 28H47V27H45ZM53 28V27H52ZM53 28V29H54ZM68 28V27H67ZM70 28H71V26H70ZM76 28V27H75ZM75 28L72 26V28L71 29H74L75 30ZM100 28V27H99ZM102 28V27H101ZM118 28V27H117ZM261 28H263V27H261ZM18 29V28H17ZM24 29H26V28H24ZM58 29V28H57ZM57 29H54V30H57ZM59 29V30H60ZM86 29V28H85ZM103 29V28H102ZM102 29H99V31H98V33L96 32V34L94 35V36H96L97 34L99 35V37L101 38V39H105V38H107L106 36H108L109 34L108 33H104V31H107V29L105 30L104 29V31L102 30ZM131 29V28H130ZM133 29V28H132ZM154 29H156V28H154ZM47 30V29H46ZM51 30V29H50ZM53 30V31H54ZM66 31L68 30V29H65ZM70 30V29H69ZM73 30V31H74ZM78 30H80V29H78ZM100 30H102V31H100ZM157 30V29H156ZM162 30V29H161ZM176 30V29H175ZM179 30V29H178ZM194 30H196V29H194ZM214 30V29H213ZM212 30V31H213ZM19 31V30H18ZM29 31V30H28ZM63 31V30H62ZM61 31V32H62ZM72 31V32H73ZM81 31V30H80ZM111 31V30H110ZM116 31V30H115ZM126 31H128L127 29H126ZM164 31V30H163ZM173 29L171 28V26H170V24H167V28L165 29V32L163 33V35H161V34H159L160 35V38H158V40H157V44H158V46H159V44H161V41H163V40H165V39H168V37L169 36H171V35H174L175 34V38H177V35H179V36H183L182 34H183V32H182V34L180 33V32H175V31H173ZM192 31V30H191ZM199 31V30H198ZM202 31V30H201ZM243 31V30H242ZM263 31H264V29H263ZM20 32V31H19ZM47 32H48V30H47ZM77 32V31H76ZM125 32V31H124ZM131 32V31H130ZM129 32V33H130ZM157 32V31H156ZM68 33V32H67ZM77 33H79V31L77 32ZM76 33V34H77ZM111 33H113L112 31H111ZM150 33V32H149ZM161 33V32H160ZM174 33V34H173ZM191 33V32H190ZM190 33H187L186 34V32L184 33V34H186L187 36V38L189 39L190 38V36H191V34ZM48 34V33H47ZM50 34V33H49ZM53 34V33H52ZM69 34V33H68ZM67 34V35H68ZM194 34V33H193ZM192 34V35H193ZM243 34V33H242ZM245 35H248V33H244ZM60 35H62V34H60ZM70 35H71V33H70ZM74 34H72V36H73ZM78 35H80V33L78 34ZM78 35H77V37H78ZM113 35V34H112ZM130 35H131V33H130ZM154 35V34H153ZM196 35V34H195ZM213 35H215V33L213 34ZM259 35V34H258ZM261 35V34H260ZM63 36V35H62ZM69 36V35H68ZM178 36V37H179ZM209 36H208V38H209ZM216 36V35H215ZM243 36V35H242ZM262 36H263V34H262ZM52 37H53V35H52ZM56 37V36H55ZM61 37V36H60ZM71 36H69V38H70ZM195 37V36H194ZM214 37V36H213ZM217 37H220V36H218L217 35ZM239 37V36H238ZM241 37V36H240ZM247 37V36H246ZM264 37V36H263ZM25 38V37H24ZM59 38V37H58ZM64 38V37H63ZM66 38H68V37H66ZM96 38V37H95ZM175 38H173V39H175ZM50 39H51V36H50ZM55 39V38H54ZM60 39V38H59ZM72 40H73V38H71ZM75 39H77L76 37L74 38V40ZM78 39H80V38H78ZM77 39V40H78ZM220 39V38H219ZM239 39V38H238ZM257 39V38H256ZM261 39V38H260ZM56 41H54V40H52L53 42H57V39H55ZM70 40V39H69ZM72 40H70V41H72ZM106 40V39H105ZM109 40V39H108ZM156 40V39H155ZM172 40V39H171ZM180 40V39H179ZM184 40H186V39H184ZM192 40V39H191ZM191 40L190 41H188V42H191ZM198 40V39H197ZM221 40V39H220ZM252 40V39H251ZM250 40V41H251ZM254 40V39H253ZM262 40V39H261ZM59 41V40H58ZM63 41H64V39H63ZM63 41H61V42H63ZM76 41V40H75ZM79 41V40H78ZM81 41V40H80ZM174 41V40H173ZM172 41V42H173ZM193 41V40H192ZM229 41H231V40H228V42ZM235 41V40H234ZM238 41V40H237ZM236 41V43H238ZM239 41H241V40H239ZM254 41H256V40H254ZM258 41V40H257ZM65 42H67V40L65 41ZM73 42V41H72ZM72 42H70V43H72ZM85 42V41H84ZM175 42H176V40H175ZM186 42H187V40H186ZM233 42V41H232ZM252 42V41H251ZM59 43V42H58ZM69 43V42H68ZM67 43V44H68ZM77 43H81V42H77ZM86 43V42H85ZM99 43V42H98ZM101 43V42H100ZM176 43H178V41L176 42ZM191 43H193V42H191ZM37 44V43H36ZM50 44V43H49ZM52 44V46L54 45L53 43H51ZM64 44V43H63ZM66 44V43H65ZM75 44H76V42H75ZM74 44V45H75ZM83 44V43H82ZM87 44V43H86ZM183 44V43H182ZM181 44V45H182ZM187 44V43H186ZM190 44V43H189ZM252 44H253V42H252ZM255 44V43H254ZM254 44L253 45H248L249 46V48H250V50L248 51V54H249V56L248 57H246V56H241V54H243L242 52H241V50L240 49H242L243 47H245V46H243L242 48H237L238 46H236V49H237V51H236V53H237V56H233V59H232V61L230 62V64H229V70H228V72L229 73H231V74H233L234 75V78H235V83H236V93H235V95H236V97H240V98H242V97H249V100H250V98H252L254 95H253V93H257V94H259V93H261V92H263V90H256L255 88V90L251 87L252 85L253 86H259V87H263V89H264V38H263V40H262V43H258L259 45H257L256 46V48H254L255 46H254ZM19 45V44H18ZM24 45V44H23ZM56 45V44H55ZM70 45V44H69ZM78 45V44H77ZM193 45V44H192ZM191 45V46H192ZM236 45V44H235ZM239 45V44H238ZM51 46V45H50ZM51 46V47H52ZM60 46V45H59ZM68 46V45H67ZM71 46V45H70ZM87 46V45H86ZM187 46H188V44H187ZM23 47V46H22ZM55 47V46H54ZM63 47V46H62ZM62 47H61V49H62ZM66 47V46H65ZM74 47V46H73ZM76 47V46H75ZM81 46H79V48H80ZM176 47V46H175ZM174 47V48H175ZM190 47V46H189ZM187 48V49H189V51L191 50V48L192 47H190V48ZM235 47V46H234ZM16 48V47H15ZM20 48V50H21V47H19ZM56 48V47H55ZM54 48V49H55ZM58 48V47H57ZM60 48V47H59ZM69 48V47H68ZM78 48V47H77ZM78 48V49H79ZM173 48V47H172ZM185 48V47H184ZM232 48V47H231ZM49 49H52V48H49ZM49 49H48V52H49ZM54 49H53V52H54ZM65 49V48H64ZM78 49H76L77 51H78ZM84 49H85V47H84ZM183 49V48H182ZM246 48H244V50H245ZM43 50H45V49H43ZM66 50H69V49H66ZM73 50V49H72ZM80 50V49H79ZM90 50V49H89ZM159 50V49H158ZM13 51H15V50H13ZM16 51H17V48H16ZM15 51V52H16ZM19 51V50H18ZM22 51V50H21ZM47 51V50H46ZM52 51V50H51ZM62 51V50H61ZM64 51V50H63ZM76 51V52H77ZM82 51V50H81ZM91 51V50H90ZM95 51V50H94ZM102 51V50H101ZM157 51V50H156ZM169 51H170V54L168 55V57L170 58V65L168 64L167 65V70H168V72L169 71H172V72H170L169 73V75H170V80H172V81H170L169 82V86H170V88H169V91H170V93L172 94V96H173V98H174V100L176 101H172L173 103H177L178 105H179V108L181 109V117H182V121H184L185 123H186V125L187 124H189V126H205L208 122H209V119H206V118H203V116H202V118L204 119L203 121H200V119H199V117L198 116H196L197 114H199L198 112H200V114H203V112H202V110L204 111L205 109H207V106H209L210 104H208V100H209V94L207 95V93H205L204 91H205V86H206V84L204 83V80H201L200 78H198L197 77V74L196 75H193L192 74V77H193V79L192 78H190L191 76H189V74H190V69H188V71H187V69L186 68H184L183 69V65L180 67L179 65V67L177 66V64H176V62L175 61H177V59L174 61L173 59L175 58V57H177V54H176V52H174L173 50H171V49H169ZM176 51H177V49H176ZM187 51V50H186ZM232 51V50H231ZM234 51V50H233ZM43 52V51H42ZM52 52V53H53ZM96 52V51H95ZM94 52V53H95ZM183 52V51H182ZM182 52H180V53H182ZM2 53V52H1ZM19 53V52H18ZM45 53H47V52H45ZM45 53H44V55H45ZM51 53V52H50ZM63 53V52H62ZM77 53H79V52H77ZM228 53H229V51H228ZM235 53V52H234ZM5 54V53H4ZM17 54V53H16ZM40 55H42L41 53H39ZM39 54H38V57H39ZM49 54V53H48ZM47 54V55H48ZM54 54V53H53ZM55 54H56V52H55ZM60 54V53H59ZM58 54V55H59ZM89 54V53H88ZM91 54V53H90ZM197 54V55H198ZM3 55V54H2ZM23 55H25V54H23V52H22V56ZM62 55H64V54H62ZM70 55V54H69ZM72 55V54H71ZM70 55V56H71ZM74 55V54H73ZM72 55V56H73ZM78 55V54H77ZM179 55V54H178ZM6 56H7V54H6ZM43 56V55H42ZM55 56V55H54ZM57 56V55H56ZM71 56V57H72ZM105 56V55H104ZM111 56V55H110ZM113 56V55H112ZM111 56V57H112ZM155 56V55H154ZM153 56V57H154ZM3 57H5V55L4 56H1L0 58H3ZM19 57H21V56H19ZM44 57V56H43ZM48 57H50V56H48ZM48 57H46V55H45V59H46V62L47 61H49V62H51L52 61V66L53 65H55L56 64V66L55 67H53V73H54V75H57L58 77L56 78V79H54V78H50L48 81L51 83V84H49L48 85V83H46L47 81L45 80V83L46 84H44V86L47 88L46 90L47 91H45V98H44V94H43V92H40V93H42L43 95H39V91H38V87H41L42 86V83H39V79L38 80H35L34 79V76H32V78L30 77V84L28 85V84H26V87L24 88V84L19 80V78L18 77H14V79H15V84L14 85H16V86H14V85H12L14 88L15 87H17V89H18V87H19V85H20V82H21V87H23L22 89L25 91L26 89H27V104H26V106H25V108H26V111H27V114L29 115V116H33V115H35V113H37L38 114V112L39 111H41L42 113L41 114H43V112L45 113V116H48L49 115V113H48V111L50 110L51 111V108L52 109H59V108H62V107H64V106H66L67 107V104H65L68 100H69V98H68V93H62L61 94V92L59 91V89H61L62 88V86L64 87L65 85H68L69 87H70V85H72V89H76V90H78V94H79V92H81L80 94L82 95V97L81 98H84V99H82V100H88L89 98L91 99V97H89V95H91L92 94V101H94L96 104H98V108L96 109L97 110V112L98 111H100L99 109H101L100 108V106H103V108L105 107V113L106 114H108V109H109V105L111 106L112 104H111V100H110V97L107 95L106 97L103 95V94H105V93H102L101 92V90H100V88L101 87H103V86H101V82H99V80L97 79V77H96V75H97V71H96V67H95V64H94V62H92V60L91 61H89V63H88V65L87 66H85V65H81L80 64V70H79V68L77 67V65L76 64H74L75 62H73L74 61V59H75V57H76V55H75V57L71 60V59H66L65 57H61V55H59V57L56 59V58H54L53 60H51L50 58H48ZM53 57V56H52ZM80 57H84V56H80ZM107 57V56H106ZM114 57V56H113ZM189 57V56H188ZM219 57V56H218ZM6 58V57H5ZM15 58H17V57H15ZM25 58V57H24ZM23 58V60H25ZM48 58V59H47ZM108 58V57H107ZM106 58V59H107ZM191 58V57H190ZM200 58V57H199ZM216 58V57H215ZM7 59V58H6ZM5 59V60H6ZM8 59H9V57H8ZM19 59H21V58H19ZM18 59V60H19ZM76 59H79L78 57L76 58ZM86 59V58H85ZM85 59H83V60H85ZM93 59H95V57L93 58ZM97 59V58H96ZM102 59H104V58H102ZM115 57L114 58H110V60H109V64L111 65V63H113V62H115ZM120 59H122V58H120ZM153 59V58H152ZM182 59V58H181ZM202 59V58H201ZM210 59V58H209ZM208 59V60H209ZM213 59V58H212ZM220 59V58H219ZM228 59V58H227ZM1 60H4V59H1ZM60 60H61V62H60ZM80 60V59H79ZM87 60V59H86ZM148 60V59H147ZM207 60V59H206ZM28 61V60H27ZM36 61H41V60H36ZM81 61V60H80ZM95 61H98V60H95ZM101 61H103V60H101ZM119 61V60H118ZM163 61V60H162ZM188 61V60H187ZM210 61V60H209ZM222 61V60H221ZM240 61H242L241 63H240ZM20 62V61H19ZM42 62V61H41ZM81 62H83V61H81ZM105 62V61H104ZM149 62H151L150 60H149ZM199 62H200V60H199ZM201 62H203L204 63V61H201ZM206 62V61H205ZM227 62V61H226ZM22 63V62H21ZM29 63H31V61L29 62ZM28 63V64H29ZM33 63V62H32ZM43 63V62H42ZM108 63V62H107ZM167 63V62H166ZM181 63H182V61H181ZM184 63V62H183ZM186 63H188V62H186ZM215 63H216V61H215ZM215 63H214V61H212V65H215ZM25 64H27V63H25ZM25 64H23L24 65V67H25ZM27 64V65H28ZM37 64V63H36ZM41 64V63H40ZM44 64V63H43ZM42 64V65H43ZM60 64H62V65H64L65 66V68H67V69H70L69 70V76L67 75V76H65V74L63 73V75L61 74L62 72L59 70V68H60V66H58V65H60ZM121 64V63H120ZM140 64H142V62L140 63ZM143 64H144V62H143ZM147 64V63H146ZM161 64V63H160ZM164 64V63H163ZM162 64V65H163ZM190 64V63H189ZM189 64H187L186 66H188ZM196 64V63H195ZM21 65V64H20ZM97 66H99L98 64H96ZM125 65H126V62H125ZM166 64H164V66H165ZM191 65V64H190ZM207 65V64H206ZM225 65V64H224ZM224 65H222V66H224ZM228 65V64H227ZM29 66V65H28ZM118 63L117 62H115L114 64H112L111 66H110V68H109V70H111V72H113L112 71V69L114 70V69H117L118 68ZM124 66V65H123ZM146 66V65H145ZM144 66V67H145ZM149 66V65H148ZM185 66V67H186ZM196 66V65H195ZM200 66V65H199ZM198 66V67H199ZM218 66V65H217ZM221 66V65H220ZM18 67V66H17ZM23 67V66H22ZM32 67V66H31ZM42 67V66H41ZM44 67V66H43ZM127 67V66H126ZM125 66L124 67H122L121 65H120V67L119 68H121V69H124V68H126ZM190 67V66H189ZM213 67V66H212ZM216 67V66H215ZM78 68V69H77ZM98 68V67H97ZM165 68H166V66H165ZM194 66H193V70H194ZM201 68V67H200ZM217 68V67H216ZM222 68V67H221ZM101 68H99V70H100ZM147 69H148V67H147ZM196 69V68H195ZM198 69V68H197ZM32 70V69H31ZM48 70H50V69H48ZM118 70H120V69H118ZM146 70V69H145ZM144 70V71H145ZM192 70V71H193ZM199 70V69H198ZM219 70V73H220V69H218ZM222 70V69H221ZM116 71V70H115ZM124 71H126L125 69H124ZM147 71V70H146ZM158 71V70H157ZM196 70H194V72H195ZM37 72V71H36ZM118 72V71H117ZM46 73V75H47V77L49 76L47 73L48 72H45ZM114 73V72H113ZM126 73V72H125ZM124 72H122V74H125ZM127 73H128V71H127ZM144 73V72H143ZM156 73V72H155ZM178 73H181L180 75H177ZM193 73V72H192ZM204 73V72H203ZM203 73H202V75H203ZM101 74V73H100ZM115 74V73H114ZM113 74V75H114ZM149 74V73H148ZM199 74V73H198ZM35 75H37V74H35ZM43 76H45V74H42ZM42 75H41V78H42ZM105 75V74H104ZM115 75H118V74H115ZM127 75V74H126ZM126 75H121V78L119 77V79H117V81H118V87L116 88L117 89V91L118 90H120V95L118 94L117 96H126V95H124V93H127V90H124L125 89V86H126V84L127 83H125L123 80H124V78H127L126 77ZM155 75H158V74H155ZM191 75V74H190ZM52 76V75H51ZM98 76H99V74H98ZM109 76H111L112 77V75H109ZM146 77H145V79L147 80V87L148 88H146L147 89V92L149 93V94H151V96L150 97H152L153 99L155 98L154 97V92L152 91V89H151V86H152V88H153V83H151L150 82V80L148 79V75H145ZM205 76H207V75H204V77ZM215 76V75H214ZM218 76H219V74H218ZM13 77V76H12ZM38 77V76H37ZM50 77V76H49ZM66 77H68L67 79H66ZM100 77V76H99ZM101 77H103V76H101ZM111 77H108V78H111ZM118 77V76H117ZM182 78V81L180 82L179 80V78ZM208 77H209V75H208ZM212 77V76H211ZM220 77H221V75H220ZM39 78H40V76H39ZM113 79H114V81H116V77L114 78V77H112ZM160 78V77H159ZM165 78V77H164ZM216 78V77H215ZM219 78V77H218ZM234 78H233V76H232V81L234 80ZM10 79H11V77H10ZM33 79L36 81L35 83H36V85L38 84V86H36L35 84H33L34 83V81H33ZM42 79H44V78H42ZM45 79H46V77H45ZM144 79V78H143ZM157 79V77L155 78V80ZM192 79V80H191ZM202 79H203V77H202ZM209 79H210V77H209ZM208 79V80H209ZM111 80V79H110ZM145 80V81H146ZM185 81V83H183L184 81ZM212 80V79H211ZM219 81H220V79H218ZM92 81H95L96 82V84H97V86L98 87H92V84H91V82ZM101 81H102V78H101ZM156 81H159V80H156ZM213 81H214V78H213ZM212 81V82H213ZM219 81H217V82H219ZM11 82H12V80H11ZM42 82V81H41ZM106 82H107V80H106ZM108 82H109V80H108ZM127 82V81H126ZM137 82V81H136ZM161 82H163L162 80H161ZM209 82V81H208ZM208 82H206V83H208ZM211 82V83H212ZM104 83V82H103ZM157 83H159V82H157ZM11 84V83H10ZM13 84V83H12ZM209 84V83H208ZM102 85H105V84H102ZM164 84H162V86H163ZM213 85V84H212ZM234 84L232 83H230V84H228L227 85V87H228V89H229V91H231L232 90V86H233ZM44 86H42L41 88H43V89H41V91H43L45 88H44ZM114 86V88L116 87L115 85H113ZM160 86V85H159ZM159 86H157V87H159ZM214 86V85H213ZM216 86H220V85H217L216 84ZM145 87V86H144ZM104 88H105V86H104ZM71 89V90H72ZM141 89L143 90V88L141 87ZM217 89V88H216ZM215 88L214 89H211L212 91H211V95L212 94H214V92H215V90H216ZM227 89V90H228ZM257 89H259V88H257ZM20 90V89H19ZM22 90V91H23ZM76 90L74 91V92H76ZM141 90V91H142ZM161 90V89H160ZM12 91V90H11ZM104 91V90H103ZM112 91H114V90H112ZM111 91V92H112ZM126 91V92H125ZM146 91V90H145ZM209 91V90H208ZM13 92V91H12ZM63 92H66L65 91V88H64V91ZM73 92V91H72ZM105 92V91H104ZM107 92V91H106ZM217 92V91H216ZM15 93V92H14ZM17 93V92H16ZM18 93H19V91H18ZM139 93H141L142 94V92H139ZM210 93V92H209ZM223 93V92H222ZM264 93V92H263ZM70 94V93H69ZM74 94H76V93H74ZM77 94V95H78ZM111 94V93H110ZM116 94V93H115ZM114 94V95H115ZM136 94V93H135ZM225 94H227V93H225ZM256 94V95H257ZM16 95V94H15ZM18 95V94H17ZM19 95H21L20 93H19ZM23 95V94H22ZM73 95V94H72ZM112 95V94H111ZM144 95V94H143ZM216 95V94H215ZM222 95V94H221ZM230 95V94H229ZM255 95V96H256ZM145 96V95H144ZM16 97V96H15ZM113 97V96H112ZM115 97V96H114ZM118 97V98H119ZM136 97V96H135ZM142 96H140V98H141ZM224 97V96H223ZM139 98V99H140ZM148 98V97H147ZM151 98V99H152ZM163 98H164V96H163ZM218 98V97H217ZM75 99V98H74ZM79 99V98H78ZM115 99H117V97L115 98ZM119 99H121V97L119 98ZM123 99L124 98H122V102H123ZM142 99V98H141ZM166 99V97L164 98V100ZM213 99H215V98H213ZM222 99V98H221ZM221 99H220V101H221ZM259 99V98H258ZM258 99H256L257 101H258ZM35 101L33 104L31 103V101ZM72 100V99H71ZM71 100L69 101V102H71ZM144 100V99H143ZM161 100V99H160ZM216 100V99H215ZM214 100V101H215ZM229 100V99H228ZM228 100H226L227 102H228ZM238 100V99H237ZM264 100V99H263ZM83 101V102H84ZM113 101V100H112ZM117 101H120V100H117ZM153 101V100H152ZM157 101V100H156ZM236 101V100H235ZM239 101V100H238ZM154 102V101H153ZM161 102H163V101H161ZM207 102V103H206ZM218 102H219V100H218ZM241 102H242V100H241ZM95 103H94V105H95ZM120 103V102H119ZM119 103H117V104H119ZM165 103H167V102H165ZM173 103H170V104H173ZM209 103H210V100H209ZM233 103V102H232ZM35 104H37V107L35 108L34 107V105ZM79 104V103H78ZM86 104H87V102H86ZM125 104V103H124ZM154 104V103H153ZM169 104V103H168ZM219 103H216L215 102V104H214V102H213V104H212V110L211 111H214V115H213V113L211 114L212 115V117H213V120H215L214 122H216L217 124H218V128H219V131H217V129H216V131H217V133H218V136L216 137V139L218 140L219 138H221L222 137V135H225L226 137L227 136H231L232 138V140L234 139H240L241 138V136L239 137V135H237V134H240V133H237V134H235V132L231 129V128H228L227 127V122H228V119H227V113H228V115H230L229 114V112H225L223 115H221L220 117L217 115L218 113H217V109H218V105ZM223 103H221V105H222ZM81 105H85L84 103L83 104H81ZM114 105V104H113ZM134 105H136V104H134ZM156 105V104H155ZM154 105V106H155ZM164 105V104H163ZM176 105V104H175ZM175 105H173V107L175 106ZM177 105V106H178ZM220 105V106H221ZM234 105H236L235 107H232V109L234 108L235 110L233 111L236 115H237V120H238V122H236L235 123V126H236V124L237 125H239V127L241 128V126H243V123H245L244 124V126L245 125H247V127H248V129L246 130V133H249V134H251L252 132H256V130H258V129H255V128H253V127H251V125L253 124L252 122H258L256 125H260V126H264V118L262 117L263 115H262V112H261V110L259 111V112H257L256 110H254V109H250L251 107H250V105H252L253 106V104H248L247 103V108H245V109H243L242 111H240V109H241V107L243 106V104H241V103H236V104H234ZM262 105V104H261ZM15 106V105H14ZM14 106H12V109H13V107ZM17 106V105H16ZM71 106H73L72 104H71ZM90 106V105H89ZM115 106V105H114ZM116 106H118L119 108L120 107H122V104H121V106H119V105H116ZM219 106V107H220ZM223 106V105H222ZM233 106V105H232ZM245 106V105H244ZM264 106V105H263ZM81 107V106H80ZM84 107V106H83ZM172 107V105H170V106H167V109L168 110H166L167 111V116L166 115H164L165 117H167L166 119H167V121L169 122V125H170V130H172V129H174L175 127L173 126V125H176L175 123H174V120L176 119L177 120V118L178 117H176L175 115L176 114H174V116H175V119H174V116H173V114H171V117H170V115L168 114L169 113V111H172L173 108ZM250 107V108H249ZM4 108H9L10 109V99H9V95L8 94H6V92L5 91H3L2 90V88H0V116L2 115V112H3V109ZM17 108V107H16ZM40 108V109H39ZM76 108V107H75ZM87 108V107H86ZM133 108V107H132ZM136 108V107H135ZM135 108H133V109H135ZM210 107H209V109H211ZM221 108V107H220ZM253 108H255V107H253ZM262 108V107H261ZM264 108V107H263ZM12 109H10V110H12ZM55 109V110H56ZM67 109V108H66ZM73 109V108H72ZM80 109V108H79ZM88 109H89V107H88ZM111 109H112V107H111ZM111 109H110V111L109 112H111ZM120 109H122V108H120ZM209 109L208 110H206V111H209ZM232 109L231 108H229V110H231L232 111ZM13 110H15V109H13ZM20 109H16V111H19ZM84 110H85V108H84ZM132 110V109H131ZM257 110H258V108H257ZM52 111H54V110H52ZM69 111H70V109H69ZM86 111H87V109H86ZM119 111V110H118ZM210 111V112H211ZM5 112V111H4ZM76 112V111H75ZM96 112V113H97ZM174 113H175V111H173ZM210 112L208 113V112H206L207 114H210ZM264 112V111H263ZM103 113V112H102ZM125 113H128V112H125ZM166 113V112H165ZM205 113V112H204ZM217 113V114H216ZM223 113V112H222ZM13 114H14V112H13ZM113 114V113H112ZM39 115V114H38ZM44 115V114H43ZM115 115V114H114ZM233 115V114H232ZM262 115V116H261ZM4 116V115H3ZM36 116V115H35ZM97 116V115H96ZM151 116V115H150ZM162 116V115H161ZM210 116V115H209ZM208 116V117H209ZM42 117V116H41ZM111 117H113V116H111ZM121 117V116H120ZM123 117V116H122ZM126 117V116H125ZM149 117V116H148ZM153 117V116H152ZM1 118H3V117H1ZM201 118V119H202ZM210 118V117H209ZM230 118V117H229ZM38 119V118H37ZM46 119V118H45ZM93 119V118H92ZM121 119V118H120ZM120 119H119V121H120ZM149 119H150V117H149ZM231 119V118H230ZM39 120V119H38ZM37 120V121H38ZM47 120V119H46ZM46 120H45V122H44V120H43V122L44 123H46ZM122 120V123H123V119H121ZM126 120H128V119H126ZM147 120V119H146ZM211 120V119H210ZM42 120H40V122H41ZM118 121V122H119ZM153 125L152 126H154V136H153V138L155 139H153L155 142H154V145H155V147H153V149L151 150L152 151V155H153V160L156 162H159L160 164H162V162H164V158L162 157V153H161V150H162V142L164 141H168V139H167V136H168V133H170V132H168L167 133V136H166V129H168L169 127H165L164 125H166V124H164L165 122H163L162 121V119L161 118H156V117H153ZM165 121V120H164ZM230 121V120H229ZM121 122V121H120ZM119 122V123H120ZM126 122H128L129 123V121H126ZM146 122H149V121H146ZM146 122H144V124H142V125H145V123ZM212 122V121H211ZM210 122V123H211ZM235 122V121H234ZM2 122H1V119H0V126H3V123L1 124ZM94 123V122H93ZM96 123V122H95ZM118 123V124H119ZM127 123V124H128ZM151 123V122H150ZM230 123V122H229ZM252 123V124H251ZM35 123H33L32 124V122L30 121V123H29V125L32 127V129H33V131H35V128H37V127H40L41 128V126H43V124L41 123V125H39V124H37V126H35L34 125ZM117 124V125H118ZM126 124V125H127ZM178 124V123H177ZM191 124V125H190ZM231 124H232V121H231ZM46 125V124H45ZM93 125V124H92ZM124 125H125V123H124ZM150 125V124H149ZM209 125V124H208ZM211 125V124H210ZM215 125V124H214ZM233 125V124H232ZM86 126V125H85ZM88 126V125H87ZM95 126V125H94ZM147 126H148V123H147ZM167 126V125H166ZM216 126V125H215ZM215 126H213V127H215ZM234 126V125H233ZM232 126V127H233ZM235 126L233 127V129L235 128ZM254 126V125H253ZM17 127V126H16ZM15 127V129L14 130H16V129H18V128H16ZM115 127H117V126H115ZM115 127L114 128H112V130H110V132L112 131L113 133H114V131H113V129H115ZM140 127H141V129H142V127L143 126H141L140 125ZM146 127V126H145ZM150 127V126H149ZM174 127V128H173ZM206 127V126H205ZM210 127V126H209ZM231 127V126H230ZM119 128V127H118ZM123 128H125V126L123 127ZM122 128V129H123ZM127 128H128V126H127ZM127 128L126 129H124V131L125 130H127ZM186 128H188V127H186ZM192 128V127H191ZM197 128V127H196ZM195 128V129H196ZM260 128V127H259ZM9 129V128H8ZM39 129V128H38ZM42 129V128H41ZM44 129V128H43ZM111 129V128H110ZM121 129V128H120ZM144 129V128H143ZM143 129L142 130H140L139 131V133H141V136H142V134H143ZM176 129V128H175ZM174 129V130H175ZM193 129V128H192ZM191 129V130H192ZM198 129V128H197ZM204 129V128H203ZM202 129V130H203ZM209 129H211V128H209ZM214 129V128H213ZM242 129H244V127H242ZM246 129V128H245ZM89 130V129H88ZM116 130H117V128H116ZM115 130V131H116ZM119 130V129H118ZM128 130H129V128H128ZM145 130V132L147 133L148 132V130L146 131V128L144 129ZM169 130V131H170ZM199 130V129H198ZM9 131H11V130H9ZM124 131H121V132H119V133H116V135L113 137V141H112V146L111 147H113L114 149H116V148H120V147H122V146H125V145H128L129 143H131V142H129L128 141V137H127V134L129 133V131H127L126 133L127 134H125V132ZM193 131V130H192ZM191 131V132H192ZM197 131V130H196ZM201 131V130H200ZM17 132H18V130H17ZM17 132H13V134H12V140H13V143H14V145L15 146H18L19 147V145H20V140L18 141V137H17ZM87 132H89V131H87ZM96 132V131H95ZM111 132V133H112ZM118 132V131H117ZM171 132H173V130L171 131ZM194 132V134H192L193 135V137H195V138H193V139H189V138H191L190 136H185L187 139H188V143L187 144H189V146L190 147H188L187 149H185L186 150V153L187 152H189V154L191 153L192 155H193V157L190 159V158H188L189 160H188V162L189 161H194L195 159H197V161H202V159H203V161H204V158H202L203 157V154H204V152L202 153L201 152V150L203 149V148H207L208 146H207V140L205 141L204 139H202V137L201 138H199L198 136H197V133L195 132V131H193ZM192 132V133H193ZM202 132V131H201ZM244 131H241V133H243ZM258 132V131H257ZM256 132V133H257ZM110 133V134H111ZM138 133V134H139ZM187 133V132H186ZM212 133V132H211ZM255 133V134H256ZM258 133H260V134H262L261 133V131L260 132H258ZM257 133V134H258ZM110 134H109V136H110ZM171 135L173 134V133H170ZM188 134V133H187ZM210 134V133H209ZM245 134V133H244ZM244 134H242V135H244ZM256 134V135H257ZM19 135V134H18ZM95 135V134H94ZM97 135H100V133L99 134H97ZM140 135V134H139ZM139 135H138V138H140L141 140H142V137H139ZM146 135H148V134H146ZM146 135H145V137H146ZM175 135V134H174ZM191 135V136H192ZM216 135V134H215ZM214 135V136H215ZM259 135V134H258ZM264 135V134H263ZM263 135H259L258 137H257V144L259 145V146H263L262 147V155H261V160H260V162H258L259 163V166H258V169H257V171L255 172V170H256V164L255 165H253V166H251L250 167V169H249V175H248V178H247V181L245 180L244 181V184H243V188H242V190H241V192L240 193H238V192H236V190H235V192L234 193H231L230 194V192L229 191H227V188L224 186V185H222V187H220L218 184H209L210 186H206V189L204 190V191H201V193L200 194H204L205 192L207 193V191H208V193H209V191H210V195H208V194H206L207 195V197H209L210 198V196H211V200H210V202H209V204L208 205H206V203H205V205H202V204H204V203H202L201 204V206L200 205H195L193 208H194V211L192 212V213H195V215H191L192 217H190V215L188 214V215H184V218H186V219H183V215L182 216H177L178 217V221H179V219L181 220V219H183L181 222H184L185 224H188V225H190V224H192V225H194L195 226V231L194 230H192L193 232H191V233H193V235L195 236L196 235V240H198V241H200L201 242V239H202V229L201 228H199L198 226H197V224H198V222H200V221H202V214L204 213V215H203V217H204V220H206L205 222H207L208 223V225L209 226H212V225H210V223H213L214 222V219L216 218V216H217V214H216V212L217 211H219L220 209H221V206L223 205V203H224V199L222 198V196H223V194H225V192L227 191V194L226 195H228L229 196V199H230V201H229V203L230 204H228L227 206H229V211L234 215V217L232 218V219H234L235 220V222L238 224V227L236 228V225L237 224H235V225H233V224H229L228 226H227V224H226V227H229L230 229H228L227 228V231L224 233L225 235H226V237L224 236V238H226V242L224 241H221V242H219V243H217L216 245H214L213 246V244H211L210 242V244H211V246L214 248V249H217V251L215 250V252H218V253H215L214 255H216V259L217 258H219L220 259V256L222 255V257H221V260H223L224 258H226V259H228V257H229V255H232L233 254V251H235L236 252V250H237V253L239 252V251H245L246 249V245H247V243H250L251 244V248H250V257L248 258V261H246V264H264V136ZM197 136V137H196ZM211 136V135H210ZM214 136H213V138H214ZM249 136V135H248ZM129 137H130V135H129ZM147 137H149V136H147ZM170 137V136H169ZM224 137V136H223ZM98 138V137H97ZM108 138V137H107ZM131 138V137H130ZM172 138V137H171ZM170 138V139H171ZM206 138V137H205ZM225 138V137H224ZM20 139H22V138H20ZM99 139V138H98ZM102 139H104L105 140V138H102ZM102 139L100 138V140L102 141ZM109 139V138H108ZM132 139V138H131ZM147 139H149V138H147ZM146 138H145V140H147ZM210 139V138H209ZM208 139V140H209ZM230 139V140H231ZM139 140V139H138ZM144 140V141H145ZM152 140V141H153ZM212 140V139H211ZM214 140V139H213ZM217 140H215V141H217ZM219 140H221V139H219ZM238 140H237V142H238ZM241 140V139H240ZM98 141V140H97ZM143 141V142H144ZM151 141V142H152ZM174 141V140H173ZM243 141V140H242ZM100 142V141H99ZM102 142H104V141H102ZM138 142V141H137ZM140 142V141H139ZM146 142V141H145ZM147 142L149 143L150 142V140L148 141L147 140ZM163 142V143H164ZM211 142V146H210V148H212V151L210 150V153H209V156L213 159V161L215 160L214 158L216 157V158H218V156H219V153L221 152L220 151V146L221 145H218L217 144V142H212V141H210ZM220 142V141H219ZM233 142V141H232ZM95 143H96V141H95ZM148 143H147V145H148ZM166 143V142H165ZM169 143L171 144V143H173L172 141H169ZM169 143H168V145L166 144V146L168 147L169 146ZM97 144V143H96ZM101 144V143H100ZM140 144H142L141 142H140ZM145 144V143H144ZM88 145H90V144H88ZM93 145H95V144H93ZM98 145H99V143H98ZM98 145H96V147L98 146ZM130 145V144H129ZM133 145L134 144H132V147H133ZM174 145V144H173ZM150 146V144L148 145V147ZM95 147V148H96ZM100 147H101V145H100ZM99 147V148H100ZM103 147V146H102ZM128 147V146H127ZM136 147H138V146H136ZM140 148L142 147V145H140L139 146ZM138 147V148H139ZM146 147V146H145ZM148 147H146L147 149H148ZM151 147V148H152ZM162 147V148H161ZM170 147H172V146H170ZM175 147V145L173 146V148ZM177 147V146H176ZM95 148H93V149H95ZM104 148V147H103ZM102 148V149H103ZM129 148H130V146H129ZM146 148H144V146H143V149H146ZM150 148V149H151ZM240 148V147H239ZM41 154H42V156L44 155L45 157H47V156H49L50 157V155H49V150H50V148L49 147H47V144L45 145L44 144V142L41 144ZM97 149V148H96ZM95 149V150H96ZM146 149V150H147ZM149 149V150H150ZM164 149V148H163ZM168 149V148H167ZM233 150H234V152L236 151V149H234V148H232ZM99 150H101V148L99 149ZM104 150V149H103ZM122 150V149H121ZM131 150H132V148H131ZM130 150V151H131ZM134 151H135V149H133ZM132 150V151H133ZM140 150V149H139ZM138 149L136 150V151H139ZM142 150V149H141ZM149 150H148V152H149ZM188 150H190V151H188ZM205 150V149H204ZM221 150H222V148H221ZM96 151H98V150H96ZM114 151V150H113ZM116 151H118L117 149H116ZM143 151H145V150H143ZM167 151V150H166ZM171 151H174L173 149L171 150ZM203 151V150H202ZM222 151H224V150H222ZM230 151H231V149H230ZM229 150H228V155H230V153L232 152H230ZM240 151H241V149H240ZM94 152V151H93ZM162 152H164V151H162ZM167 152H170V150L169 151H167ZM239 152V151H238ZM51 153V152H50ZM101 153V152H100ZM100 153H98V154H100ZM114 153H116V152H114ZM134 153V152H133ZM136 153V152H135ZM141 153V151H139V153L138 154H140ZM144 153V152H143ZM143 153H141V154H143ZM175 153H177V151H174V153H170V155H169V158H168V160L171 162V163H174V164H176L177 163V160H178V158L177 159H175L176 157H178L177 156V154H175ZM225 153V152H224ZM259 153H261V152H259ZM131 154V153H130ZM137 154V153H136ZM147 154V153H146ZM149 154V153H148ZM165 154V153H164ZM221 154V156L223 155V153H220ZM226 154H227V151H226ZM234 154V153H233ZM239 154V153H238ZM144 155H145V153H144ZM143 155V156H144ZM175 155H176V157H175ZM196 155V156H195ZM234 155H237V152H235V154ZM92 156H93V154H92ZM133 156V155H132ZM140 156V155H139ZM168 156V155H167ZM190 156V155H189ZM198 156H201V157H198ZM243 156V155H242ZM242 156H238V157H242ZM260 156V155H259ZM97 157V156H96ZM99 157V156H98ZM134 157V156H133ZM138 157V156H137ZM137 157H135V158H137ZM142 157V156H141ZM140 157V158H141ZM146 157V156H145ZM237 157V156H236ZM56 158V157H55ZM152 158V157H151ZM205 158H206V156H205ZM207 158H209V157H207ZM206 158V159H207ZM210 158V160H212ZM235 158V157H234ZM243 158V157H242ZM50 161H52V158L50 157V158H48ZM126 159H128V158H126ZM139 159V158H138ZM145 159V158H144ZM146 159H147V157H146ZM201 159V160H200ZM222 159V158H221ZM228 159V158H227ZM231 159V158H230ZM56 160H57V158H56ZM140 160V159H139ZM210 160H208L207 159V161H210ZM220 160V159H219ZM224 160V159H223ZM229 160V159H228ZM249 160V159H248ZM247 160V161H248ZM132 161H136V160H132ZM143 161V160H142ZM141 161V162H142ZM146 161V160H145ZM148 161V160H147ZM101 162H103V161H101ZM140 162V163H141ZM151 162V161H150ZM156 162V163H157ZM187 162V163H188ZM211 162V161H210ZM134 163V162H133ZM132 163V164H133ZM136 163H137V161H136ZM135 163V164H136ZM165 163V162H164ZM212 163V162H211ZM54 164V163H53ZM100 164V163H99ZM98 164V165H99ZM102 164V163H101ZM154 164V163H153ZM169 163H167V165H168ZM188 164H190V162L188 163ZM187 164V165H188ZM243 164H244V162H243ZM246 164V163H245ZM157 165H159V164H157ZM132 166V165H131ZM131 166H129L130 168H131ZM135 166V165H134ZM142 166V165H141ZM141 166H140V168H141ZM171 166H173V164L171 165ZM170 166V167H171ZM239 166H242L241 164H239ZM6 167V166H5ZM44 167V166H43ZM137 167H138V164H137ZM155 167H157V166H155ZM161 167V166H160ZM175 167V166H174ZM174 167H173V169H174ZM177 167V166H176ZM242 167H244V166H242ZM246 167V166H245ZM1 168V167H0ZM61 168H63V167H61ZM130 168H128V169H130ZM139 168V167H138ZM162 168H165V167H162ZM41 169V168H40ZM45 168H42V171L40 170V172H42V174H40V172H39V174L40 175H42V179H45V174H47V173H45V170H44ZM128 169H127V171L126 172H128ZM136 168H134V170H135ZM241 169V168H240ZM46 170H47V168H46ZM63 170V169H62ZM130 170H132V169H130ZM140 170V169H139ZM142 170H143V168H142ZM159 170V169H158ZM157 170V171H158ZM176 170V169H175ZM178 170V169H177ZM191 170V169H190ZM125 171V170H124ZM138 171V170H137ZM141 171V170H140ZM139 171V172H140ZM167 171H169L170 172V169H168ZM171 171H172V169H171ZM10 172V171H9ZM59 172H61V171H59ZM64 172V171H63ZM123 172V171H122ZM134 172V171H133ZM139 172H137V175H138V173ZM142 172V171H141ZM140 172V173H141ZM173 172V171H172ZM175 172V171H174ZM177 172V171H176ZM135 173V175H136V172H134ZM171 173V172H170ZM38 174V173H37ZM36 174V175H37ZM131 174V173H130ZM133 174V173H132ZM177 174V173H176ZM175 174V175H176ZM47 175H49V171H48V174ZM61 175V174H60ZM159 175V174H158ZM167 175H169V174H167ZM174 175V176H175ZM178 175V174H177ZM39 176V175H38ZM37 176V177H38ZM131 176V175H130ZM173 176V175H172ZM174 176H173V178H174ZM179 176V175H178ZM41 177V176H40ZM138 177H140V176H138ZM155 177H157V176H155ZM116 178H118V177H116ZM134 179V177H132L131 176V179ZM167 178H169V177H167ZM166 178V179H167ZM172 178V179H173ZM42 179H40V180H42ZM130 179V178H129ZM136 179H137V177H136ZM135 179V180H136ZM140 179V178H139ZM139 179H137V182L139 181ZM160 179V178H159ZM158 179V180H159ZM165 179V180H166ZM176 179H178L177 177H175V180ZM212 179V178H211ZM115 180H117V179H115ZM135 180L133 181V183H135ZM168 180V179H167ZM166 180V181H167ZM169 180H170V178H169ZM174 180V179H173ZM208 180H210V179H207L206 180V182H208ZM262 180H263V182H262ZM73 181H75V184H74V188H73V192L74 193H72L71 195H72V198L73 199H67L66 200V203L65 204H67V205H72L71 203H73V202H78V200L80 199V202L83 200L82 199V196H80V194L82 193L81 192V190H82V184H80L81 183V180H78V178L77 177H73L72 179H71V182H73ZM122 181V180H121ZM156 181H157V179H156ZM155 181V182H156ZM213 181V180H212ZM215 181V180H214ZM143 182V181H142ZM141 182V183H142ZM159 182V181H158ZM168 182V181H167ZM166 182V183H167ZM218 181H216V183H217ZM121 183V182H120ZM120 183H119V185H120ZM140 183V182H139ZM189 183H191V182H189ZM212 183H214V182H212ZM122 184V183H121ZM123 184H125V182H123ZM127 184V183H126ZM129 184V183H128ZM138 184V183H137ZM143 184V183H142ZM161 184V183H160ZM12 185H14V184H12ZM12 185H10V186H12ZM136 185V184H135ZM152 185V184H151ZM155 185H157L156 183H155ZM167 185H168V183H167ZM172 186H173V184H171ZM174 185H175V183H174ZM122 186V185H121ZM144 186V185H143ZM166 186V185H165ZM171 186V187H172ZM9 187V186H8ZM7 187V188H8ZM45 187V186H44ZM120 187V186H119ZM140 186L138 185V187L137 188H134V190L135 189H138ZM151 187V186H150ZM184 187V186H183ZM126 188H124V190H125ZM140 189V188H139ZM138 189V190H139ZM142 189H143V187H142ZM153 189H156V188H153ZM164 189V188H163ZM172 189V188H171ZM45 190V189H44ZM48 189H46V191H47ZM84 190V189H83ZM160 190V189H159ZM200 190V189H199ZM37 191H40L39 189L37 190ZM130 191V190H129ZM113 192V191H112ZM118 192V191H117ZM121 192H122V190H121ZM133 192V191H132ZM171 192V190H165L163 193V195H165L166 194V196L167 195H169V193ZM2 193V192H1ZM4 193V192H3ZM39 193V195H41V197L43 196V191H40V192H38ZM130 193V192H129ZM135 193H137V192H135ZM120 195L121 194H123V193H119ZM159 194V193H158ZM70 195V196H71ZM134 195V194H133ZM205 195V194H204ZM135 196V195H134ZM133 196V197H134ZM45 197V196H44ZM124 197V196H123ZM132 197V198H133ZM137 197V196H136ZM135 197V198H136ZM224 197H225V195H224ZM132 198H131V201H132ZM143 198V197H142ZM158 198V197H157ZM204 198H206V197H204ZM26 199V198H25ZM74 199H76L75 201H74ZM82 199V200H81ZM116 199V198H115ZM120 199H122V198H120ZM129 199V198H128ZM155 199V198H154ZM153 199V200H154ZM228 199V198H227ZM24 200V199H23ZM30 200V199H29ZM28 200V201H29ZM34 200V199H33ZM117 200H119L118 198H117ZM139 200V199H138ZM141 200V199H140ZM140 200H139V203H140ZM153 200L151 201V202H153ZM22 201V200H21ZM25 201V200H24ZM98 201V200H97ZM97 201H96V203H97ZM121 201V200H120ZM130 201V202H131ZM154 201H156V200H154ZM159 201V200H158ZM228 201V200H227ZM20 202V201H19ZM36 202V201H35ZM35 202H28L29 203V205H30V207H29V209H30V211L34 214L35 212H37V210H36V208H38L39 206H41V205H37ZM45 202V201H44ZM136 202H137V198H136ZM136 202L134 201V203L132 204H128V206H122V208L120 207V209L122 210V209H124L125 210V213H127L126 211H128V213L127 214H129V211H132L134 208H135V206H136ZM226 202V201H225ZM18 203V202H17ZM25 203H27V201L25 202ZM40 203V202H39ZM38 203V204H39ZM82 203V202H81ZM80 203V204H81ZM116 203H117V201H116ZM208 203V202H207ZM228 203V202H227ZM77 204V203H76ZM153 204V203H152ZM161 203H159L158 205H160ZM200 204V203H199ZM18 205V204H17ZM123 205V204H122ZM209 205H211V207L209 206ZM14 206V205H13ZM26 206V205H25ZM74 206V205H73ZM120 206V205H119ZM150 206H152V205H150ZM150 206H148L149 208H150ZM154 204H153V208H154ZM214 206V207H213ZM20 207V206H19ZM76 207V206H75ZM145 207V206H144ZM160 206H158L157 208H158V210L160 209L159 208ZM167 207V206H166ZM185 207V206H184ZM183 207V208H184ZM40 208V207H39ZM63 208H66V207H63ZM114 208V207H113ZM117 208H119V207H117ZM145 208H147V207H145ZM144 208V209H145ZM191 208V207H190ZM190 208H187V211L188 210H191ZM215 208V209H214ZM1 209V208H0ZM26 209H28V208H26ZM61 209V208H60ZM68 213H71V215H75L74 214V209H72L70 206H68ZM78 209V208H77ZM156 209V208H155ZM163 210L165 209V208H162ZM167 209V208H166ZM212 209H214L213 211H212ZM223 209V208H222ZM2 210V209H1ZM0 210V211H1ZM44 210H45V208H44ZM49 210V209H48ZM53 210V209H52ZM55 210V209H54ZM53 210V211H54ZM58 210V209H57ZM56 210V211H57ZM110 210H112V209H110ZM109 210V211H110ZM149 210H151V209H148V210H146V211H149ZM177 210V209H176ZM182 210V209H181ZM29 211V210H28ZM39 211V210H38ZM47 211V210H46ZM61 211V210H60ZM118 211V210H117ZM162 211V210H161ZM183 211V210H182ZM181 211V212H182ZM225 211V209L223 210V212ZM227 211V210H226ZM246 211H249L248 213V217L247 218H245V213H246V215H247V212ZM30 212V213H31ZM59 212V211H58ZM57 212V213H58ZM62 212H64V211H62ZM65 212H66V209H65ZM113 212V211H112ZM114 212H116V210L114 211ZM150 212V211H149ZM163 212H165V210L163 211ZM170 212V211H169ZM169 212H167V213H164V214H160L161 216H160V219H159V224L158 225H160V227L161 228H165V227H168L167 229H169V227H171V224H172V221H170L171 220V212L169 213ZM185 212V211H184ZM219 212H221V210L219 211ZM228 212V211H227ZM9 213V212H8ZM41 213H43L44 214V212H41ZM41 213H39L40 214V216L42 215ZM46 213V212H45ZM50 213V212H49ZM52 213V212H51ZM54 213V212H53ZM67 213V212H66ZM75 213H76V211H75ZM111 213V212H110ZM118 213H120V212H118ZM152 213V212H151ZM177 213H178V211H177ZM35 214H37V213H35ZM34 214V215H35ZM47 214H48V212H47ZM103 214V213H102ZM113 214V213H112ZM142 214V213H141ZM176 214V213H175ZM219 214V213H218ZM2 215H4V214H2ZM6 215H8V214H6ZM6 215H5V217H6ZM51 215V214H50ZM62 215V214H61ZM70 215V216H71ZM117 215V213H115L113 216H108L109 218L108 219H104V218H101V217H105V216H101L100 218H101V220H102V222H103V225L104 226H107V227H110L109 225H111V223H114V221L118 218V216H116ZM121 215V214H120ZM145 215V214H144ZM159 215V214H158ZM178 215V214H177ZM38 216V215H37ZM44 216H45V214H44ZM67 216H69V215H67ZM171 216V217H170ZM46 217V216H45ZM52 217H53V214H52ZM73 217V216H72ZM72 217H70L71 219H72ZM75 217V216H74ZM157 217V216H156ZM159 217V216H158ZM221 216H219V218H220ZM48 218V217H47ZM51 218V217H50ZM65 218H66V216H65ZM92 218V217H91ZM99 218V219H100ZM126 218V217H125ZM173 218V217H172ZM193 218H197V219H193ZM2 219V218H1ZM6 219H8V217H6ZM45 219V218H44ZM54 219V218H53ZM52 219V220H53ZM95 219H96V217H95ZM98 219V218H97ZM124 219V218H123ZM170 219V220H169ZM231 219V220H232ZM43 220V219H42ZM42 220H41V223H42ZM70 220V219H69ZM220 220V219H219ZM5 221V220H4ZM45 221V220H44ZM87 221V220H86ZM93 221V220H92ZM92 221H90L88 224H89V227H90V229L92 228L93 230H94V228H97V229H100V227H99V221L97 222V223H92ZM97 221V220H96ZM174 221V220H173ZM218 221V220H217ZM216 221V222H217ZM1 222V221H0ZM203 222V221H202ZM5 223V222H4ZM71 223H73V221L71 222ZM86 224H87V222H85ZM101 223V222H100ZM224 223H225V220H224ZM224 223H221V224H223V226H224ZM40 224V223H39ZM38 224V225H39ZM115 224V223H114ZM117 224V223H116ZM219 224V223H218ZM217 224V225H218ZM6 225V224H5ZM76 225V224H75ZM113 225V224H112ZM174 225V224H173ZM183 224H181V226H182ZM187 225V230H188V228H190L189 226ZM192 225H190V226H192ZM208 225H206V226H208ZM220 225V224H219ZM67 226H69V225H67ZM103 226V227H104ZM181 226L179 227V230L180 231H182V228H181ZM215 226V225H214ZM222 225H220V227H221ZM222 226V227H223ZM72 227V226H71ZM99 227V228H98ZM102 227V226H101ZM106 227V228H107ZM193 227V226H192ZM203 227V226H202ZM213 227V226H212ZM218 227V226H217ZM47 228V227H46ZM78 228V227H77ZM112 228V227H111ZM184 228H186L185 226H184ZM194 228V227H193ZM207 228H209V227H207ZM206 228V229H207ZM214 228V227H213ZM39 229V228H38ZM96 229V230H97ZM192 229V228H191ZM204 229V228H203ZM221 229V228H220ZM223 229H225V228H223ZM92 230V231H93ZM104 230H106L105 228H104ZM103 230V231H104ZM184 230V229H183ZM186 230V229H185ZM190 230V229H189ZM208 230V229H207ZM219 230V228L218 229H216V231H218ZM36 231V230H35ZM38 231V230H37ZM36 231V232H37ZM40 232V235H39V238L40 237H43V235H44V237H46L45 236V231H46V229H44V231L42 230H39ZM202 231V232H201ZM215 231V230H214ZM91 232V231H90ZM96 232V231H95ZM94 231H93V233H95ZM187 232V231H186ZM208 232H210V231H208ZM223 232V231H222ZM50 233V232H49ZM171 233V232H170ZM181 233V232H180ZM213 233V232H212ZM215 233V232H214ZM92 234V233H91ZM91 234H88V236L89 237H91V238H94L95 240H97L101 235V233L99 232H97L96 234H93V235H91ZM216 234V233H215ZM215 234H212V235H214V239H216V236H215ZM38 235V234H37ZM52 235V234H51ZM54 235V234H53ZM188 235V234H187ZM217 235V234H216ZM35 237H38V236H35ZM53 237V236H52ZM192 238H193V236H191ZM211 237H213V236H211ZM34 238V237H33ZM55 238V237H54ZM53 238V239H54ZM201 238V239H200ZM204 238V237H203ZM35 239V238H34ZM37 239L38 238H36V241H37ZM47 239V238H46ZM222 239V238H221ZM48 240V239H47ZM194 240V239H193ZM212 240H213V238H212ZM225 240V239H224ZM41 241V240H40ZM214 241H216V240H213L212 242H214ZM218 241V240H217ZM246 241H250V242H246ZM33 243H34V241H33ZM32 243V244H33ZM194 243H195V240H194ZM196 243H197V241H196ZM31 244V245H32ZM36 244V243H35ZM198 244V243H197ZM196 244V245H197ZM206 244H208L207 242H206ZM42 245V244H41ZM95 245V244H94ZM249 245V244H248ZM250 246V245H249ZM95 247V246H94ZM195 247V246H194ZM199 247H201V245H199ZM199 247H197L196 249H195V251L197 252L195 255L196 256H200V258L203 260V262H204V264H208L209 262L212 264V263H214L213 261H215L216 259H214L213 261H210L209 259H208V257H210V255H212L213 253H214V251H212V248H210L209 249V247H210V245H209V247L207 246V245H202V250L199 248ZM33 248V247H32ZM38 248V247H37ZM230 248H233V249H235V250H233V251H230ZM94 249H96V248H93V249H91L92 250V252L93 251H95ZM199 249H200V251H199ZM37 251V250H36ZM90 251V250H89ZM194 251V252H195ZM203 252V253H202ZM209 252H211L209 255H208V253ZM246 252H248V251H246ZM244 253V252H243ZM243 253H241V254H243ZM2 254V253H1ZM202 254V255H201ZM240 254V253H239ZM76 255V254H75ZM78 255V254H77ZM77 255L72 259V260H74V261H72V263L73 264H80L78 261V263L76 262V260H78V258H77ZM233 255H235V254H233ZM2 256V255H1ZM236 256V255H235ZM238 256V255H237ZM240 256V255H239ZM245 256V255H244ZM243 256V257H244ZM212 257V256H211ZM234 257V256H233ZM38 258V257H37ZM199 258V257H198ZM247 258V257H246ZM42 259V258H41ZM219 259H218V261H219ZM229 259H230V257H229ZM240 259V258H239ZM239 259H235V260H239ZM2 260V259H1ZM0 260V261H1ZM36 260V259H35ZM221 260H220V263H221ZM244 260V259H243ZM44 261V260H43ZM199 261H201V260H199ZM217 261V262H218ZM224 261V260H223ZM222 261V262H223ZM32 262V261H31ZM208 262V263H207ZM216 262V261H215ZM225 262H226V260H225ZM241 262V261H240ZM41 263V262H40ZM231 263V262H230ZM234 263H237V262H235L234 261ZM239 263V262H238ZM242 263V262H241ZM8 264V263H7ZM199 264H201V263H199ZM224 264V263H223ZM226 264H227V262H226Z\"/></svg>",
	"mask_w": 264,
	"mask_h": 264
}]
</instances>
